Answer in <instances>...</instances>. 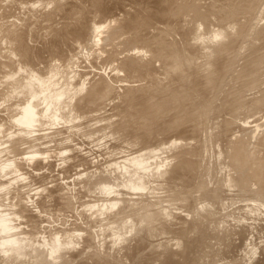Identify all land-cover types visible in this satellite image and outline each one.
I'll return each mask as SVG.
<instances>
[{
    "label": "rangeland",
    "instance_id": "1",
    "mask_svg": "<svg viewBox=\"0 0 264 264\" xmlns=\"http://www.w3.org/2000/svg\"><path fill=\"white\" fill-rule=\"evenodd\" d=\"M1 1L3 0H0V2ZM4 1L7 2L8 0H4ZM15 1L19 2L20 0H15ZM21 1H22L21 3H24L27 0H21ZM36 1L32 0V2H35V4H37ZM42 1L44 2V4L42 3L43 5L47 4L45 8L43 5H41V7L43 6V9L39 7L40 11L43 10L42 12L38 11L39 9L31 10L32 8H34L33 7L34 5L31 2V0H28V2L23 4L26 5L29 2H31L30 6L31 4L33 5L31 7H29V5H26L27 8H25L26 6L24 7L26 10L23 7L19 8L20 7L19 5L21 4L17 2H16L17 4H12V6L11 4L9 5V2L11 3L14 2L13 0H9L8 3L6 2L0 3V7L2 3L3 4L5 3L7 7L5 5L4 6L2 5L3 7H6L7 9H11L8 8V6L9 7L11 6L13 7L12 9H14V11L11 9L12 11L7 10V12H4L7 14V17L6 14L2 16L3 11L0 10V12H2L0 16L2 17L1 18L2 21L4 20L3 18L5 17L6 20L7 18L10 17L12 18L14 14V17L16 19L15 18L12 19H15L16 21L18 20L17 21L18 23L20 22V20L16 16L18 13L21 14V16L18 14L19 17H22L23 14L22 21L25 22L26 20H28L30 21V23L32 21L31 25H29L31 30L27 25V23L29 22H26L27 26L25 25L24 22L23 24L22 22H20L22 25L18 23L21 26L24 25L23 27L26 26L25 27L26 29L28 27L27 30L30 32H28L25 29V31H27L28 34L24 33L25 31L23 27H21L22 29L18 27L19 25L16 24L15 20H13L15 22H11L12 19L10 18L11 21L10 20L7 21L8 23L9 21L10 23H12V25L9 26L10 28H8V30L12 28L14 29V27L17 25L19 29L18 30L14 29V30H17L16 32L18 33L22 32L21 36H19L20 34L18 35V33L17 35L13 34L15 31H13V33L11 30L8 32L6 30L8 27V26L6 27V25H9L8 23H5L6 25H4V23L3 25L1 24L4 28L0 25L1 26L0 30L3 28V30L1 31H4L3 35L8 33L10 35L12 34L11 35L12 37L9 38L6 37L7 35L6 36L1 35L3 36V38L0 36V38H2V42L0 43H3V41L6 42L7 40V44L9 48L8 50H12L9 51L10 54H12L11 56L16 55L17 53L19 54L16 55L17 57L14 58L11 57V59H8L10 58V56L8 57V53H7V57H8L7 58L8 62H7L5 59V54L7 49V47L5 46L6 44L5 42H4L5 44H3L4 49L0 50L1 52L5 50V53L3 51L4 53L3 59L0 58V62H1L0 66H2V63H5L4 65L7 66L6 62L9 64L11 62L12 65V66L9 65L10 67L9 66L7 67L2 66V68L0 67V82H1L0 91L1 89L2 90L4 89L3 87H5L4 89L5 92L3 91L4 92V93L2 92L3 95H0L1 96L0 97V215H5L7 218L10 219L9 230H11L12 232L10 236H4L7 238L0 239V264H43L44 263L43 259L41 257H38V255L37 257L30 255L29 256L30 258H27L28 256L25 258L28 252L31 251L30 248L27 249L28 252L26 255L25 254L16 255L11 252V250L9 249V245L13 243L18 244L19 242H22L21 240H24L25 243L31 241L29 246H37L40 249H42L46 247L48 243H51L53 239L56 238L66 243V245L64 244L65 248L63 247L59 251L61 252L59 256L61 255L60 257L61 258L63 257V259L65 257V260L67 262L64 260L62 263L63 259L60 258L61 262L60 260L57 261L60 262V264L61 263L68 264V262H70L69 264H134V262L136 264L138 263V260H139L138 264H184L187 262L189 264L190 260H191L190 264H194L195 262H198V264H264V195H263L264 179H262L264 178L263 176L264 175V148H263L264 125H262L264 124V0H177V1L175 0L176 2L175 1L172 2L173 0L172 1L145 0L146 2L144 0H140V1L90 0V3L89 1L85 2L86 0L85 1L82 0V2L84 1L83 2L84 9L82 4L79 5V3L81 2L80 0L79 3H77L78 0L77 2L76 0L74 1L50 0L51 1L50 3L49 1L48 3H45L47 0L45 1L42 0ZM42 1L40 0L37 2H42ZM161 1L164 2L165 4L162 3ZM170 1L173 4L171 3V5L170 4L167 5L166 3L167 2L169 3ZM98 2L99 4H96L97 5L96 6L94 3H98ZM91 3L92 5L96 6L95 7L96 10L94 9V6L92 7L93 12H90L91 8L88 7V9L90 10L87 9V6H90ZM38 4L36 8L40 6ZM71 4L74 6L77 5L78 9L81 7L80 10L76 9L77 7L74 6H73L74 8L71 7L72 11L76 9L75 11H73L74 13L72 12L73 15L70 14L71 12L69 13L68 11V9L71 11L70 9V6H72ZM14 5L17 6L16 7L17 9L18 8L22 9L21 13L17 9H16L17 13L15 12L16 10L14 8L15 7ZM195 5L197 6V8ZM193 6L195 7V9H193ZM3 7H1L0 9H2ZM28 7L30 8L31 12L33 11V13L35 14H32L31 12L28 13L29 12ZM124 7H128V8H124ZM169 7H171L172 10H175L174 8L177 7L179 11L176 9V12L173 11L172 13V11H169ZM85 8L91 14L88 11H87L88 13L85 11H81V9L85 10ZM156 8L158 9L156 10ZM4 9L5 8H3V10ZM57 9L59 12H61L62 10V13L60 15L59 12L56 11ZM65 9H67V11H65ZM195 10L197 12H194ZM4 11H6V9ZM23 11L25 13H23ZM54 11L57 12L55 13V15L59 17L53 14ZM63 11H65L66 15L63 13ZM76 11L79 13L81 11V14L84 16L89 17V14L90 17L94 16L95 18L92 17L91 19H95V20H91V22L96 20L100 21V23L96 22L99 24H96L94 22L96 25H101V23H105L103 21H106L108 18L109 20L111 18L114 19V21H117V23L116 22L114 23V21L110 20L111 21L110 24L109 23L110 21H108V23L100 27V29L102 28V30H104V27L107 26V24H108L107 27H109V28L106 27L105 32L101 30L102 32H100V36H99L100 40H95V38H93L95 35L94 34L95 31H93V34H91L92 36V40H91V36L89 39L90 34L89 33L87 34L85 32L86 31L85 29L89 27L88 25L91 23L87 22L86 24L88 18L84 21L85 17L84 16H83L84 18L78 17V15L81 14L77 13L78 14L77 15ZM168 11L171 13H169ZM11 12H15V13H12L11 14L12 16L11 15L9 16ZM43 12L44 13L46 12V14H44ZM94 12L95 15L92 14ZM47 13L50 14L51 16L53 14L54 17L57 19L52 20L54 19V17L50 18L51 21L45 19L47 17L44 18L42 15L47 16ZM75 14L77 15V17ZM50 15H48V17ZM63 15H65L66 17ZM113 15L115 16L114 18ZM139 15L141 17H138ZM25 17L27 19L24 20ZM144 17L145 20L147 19L146 22L144 21ZM190 17H192V19ZM196 17L200 19L198 22L203 20V18L204 21H201L199 25H194L197 23L196 20H198L196 19ZM79 18L82 19L81 20L82 22L78 20ZM139 18H143V20ZM43 19L47 20V23L46 21L44 22ZM136 20L139 21L140 23L137 22ZM191 20H193V23L192 22L189 23V21ZM70 21L71 23H68ZM77 22L79 24H77ZM42 23L48 26L46 25L44 26V24L42 25ZM80 23L81 25L82 24L85 25V26L83 25L84 28L86 27L84 29L85 33L83 34H86V36L88 35V38L83 35V37H85V39L83 40H82V35H79L82 34L83 30L80 29L79 26L78 28L80 30H78L77 33H79V31L82 30L81 33L77 35V33L75 32L77 25H80ZM94 23L92 22V24ZM143 23H145V25ZM116 24H118L117 28L115 26ZM200 24L201 27L203 26V24H206V26H203V28L206 30L208 27V30L209 31L212 30V32L210 31V34L208 33L209 31L207 32V30L204 32L203 28L201 31L199 29ZM41 25L43 28L41 27ZM149 25L152 26L147 27ZM92 26L90 25V28H87L89 32ZM195 26H198L196 28H198V31L199 30L201 31L200 33L203 35V37L207 35L205 37L208 39L209 37H211V36L208 37V35L213 34L212 37L214 39H212L211 37L210 38L211 42L210 41L207 42L209 39L207 41H204L202 35L199 36L198 32L196 31L198 35L197 37L202 38L203 42H200L201 40L200 38L198 39L196 38L197 40H192V38L194 39L196 37V35L193 36L194 34H196V32L194 31L196 30ZM125 27L130 29V32H135V34L133 33V35L129 36L130 32H128V30H126ZM38 28L40 29V31L38 30ZM94 28L95 25L93 29H91V31L94 30ZM164 30L166 31L164 32ZM219 30H221L223 34V37L221 38L220 35L222 34L216 35L217 32L220 33ZM224 30L225 33H223ZM1 31L0 34H2ZM117 31L118 34L115 33ZM124 31L125 32L127 31L128 35ZM111 32L114 34V36L112 35ZM148 32L151 35L148 34ZM206 32L208 34H206ZM160 33L163 35L159 36ZM9 34L8 36H10ZM38 34L39 36L36 37ZM119 34L120 35L124 34V35L120 36ZM24 35H28L31 41L29 39L25 40V38L27 39L26 36L25 38L22 39ZM31 35L33 36V38H35V40L36 38L38 39L36 40L38 41V44H36L35 40L31 39L32 38ZM102 35L103 37H106L108 35L117 37L116 35H118L119 38L121 37V39L119 40V38H117L118 40L117 42L116 39L108 36V38L109 37L111 38L110 42L116 40L115 42H111L110 44L109 41L107 42V38L104 39ZM124 36L125 39L128 38L129 40H131L130 38H132L131 41H134V43H136L137 45L139 44L137 49L136 47L134 48V46L137 45L136 44L133 45L132 42L131 43L132 47L130 48L129 46L131 45H129V43L125 44V40H124V47L128 46V48L127 47L125 48L128 49V52L132 50V54L131 51L129 52V54H127L128 52L125 53L126 49H122L124 47L122 43L123 41L121 40L122 37L124 39ZM77 38H80L81 40ZM165 38H168L169 41ZM138 39L143 40L141 41V45ZM39 40H43V41L42 42L40 41L39 44ZM79 40L82 41L81 43H83L84 40L87 41V42L84 41L85 43H83V46H86V48L85 47L81 48L82 45ZM93 40L96 42L105 40L104 42L106 43L104 44H102L103 43L102 41L100 42L101 46L100 43L98 42L97 43L100 47H104L106 45L104 47L107 50L106 53H104L105 50L104 52H102L103 49L99 48L97 45H93L98 47V48L94 47L93 49V46L89 45L95 43ZM129 40H126V42L127 41L131 42ZM158 40H160V42ZM52 41L53 43H50ZM213 41L215 44L213 43ZM216 41L218 42V44H216L217 43ZM76 42L78 44L80 43L79 46L76 47L78 48L80 47L79 49H82L81 51H83L84 54L91 50L96 52L97 49L98 50L102 49L101 53H99L100 51H97L96 54L94 52V54L97 56L96 57L97 60L95 59L93 52H91L92 55L89 53H87L89 55L85 54L86 57L84 54H80V50H78L79 51L78 52L74 46V45H78L76 44ZM154 42L158 43V45L155 44ZM170 42L173 44V46ZM204 42H206L207 45L210 47L213 46L214 44L215 46L213 49H215V47L218 45L217 47H219V49L218 50L216 49L217 50L216 54L212 48L211 50L209 49L210 47L204 45ZM28 43L30 44V47H34V48L33 49H31L30 47L28 48L27 47L29 46ZM108 43L109 46L107 45ZM113 43H115V45L116 46L118 45L119 47L117 46V48H115L116 46H113L114 45ZM121 43L122 45H120ZM142 43H144V45L146 43V46H144ZM147 43H150V45H148ZM210 43H212V45H210ZM17 44L19 45L18 47H16ZM24 44H26L27 46ZM31 44H33L34 46H32ZM51 44H53L54 47H57L56 48L57 50L54 49L53 46L52 49ZM55 44L57 45L55 46ZM13 45L16 48H18V51L21 50V48L25 50V47L28 48L29 50L26 49L25 51H23L22 49L23 54L21 53V51H19L20 53L17 51L15 52L13 51L15 49V47L13 48ZM23 45L25 47H23ZM47 45H50L51 49L50 48L47 49V47H49ZM59 45L61 46V49L58 48ZM87 45L88 47L90 46L89 48L92 47L91 50L89 49L88 51ZM162 45L163 47L159 48V46L161 47ZM1 46L0 48H2ZM107 46L109 49L107 48ZM147 46L148 47L151 46V49L148 50ZM41 47H44V49H41ZM70 47L71 48L73 47L72 49L79 53V55H76V57L74 56L75 59L72 60V58L74 57L73 56L71 57V61H73L72 63L73 66L71 65L70 66L74 70L70 67L69 68L72 69L73 74L76 73L78 70L80 72V74L79 72L78 74L77 73L75 74V76L79 75L78 79L77 78L73 79L75 76L72 77V79L77 82V85L82 82L83 87L85 86L87 87L88 83L90 84L91 81H93L92 83L94 85L88 86L89 88L87 87V90L86 88L85 90H83L84 89L83 88L82 90L84 91V93L82 92V90H81L82 92L81 95L80 93L78 94L77 92L76 95L77 94L78 95L76 99L77 98L78 99L74 101L75 96H73L72 99L74 100L71 99L72 101H70L72 103L75 102L74 106L76 102H78L77 103L78 106L76 105L75 108L78 109V107L80 106L79 108L81 110L80 109L75 110V113L76 111L78 112L76 113L77 116L76 118H78V120L76 118L75 119L73 118L75 117V115H73L74 107L73 105H70L73 110L72 111L70 109L72 111L71 117L73 120L72 122L70 120L67 121L66 119L68 118L69 115L68 112L65 111L67 109L66 108L67 106H65V108L63 106L62 108L65 110L63 111L61 110L59 114H61V112L64 113V111L67 112L68 115L65 116L66 113L63 114L65 116L66 121L63 120L64 119L63 116L60 117V119L58 116L59 121L57 120L54 121L55 124L53 126L52 120H50L53 117L51 118L50 116L49 118L48 115L50 114L49 112L55 115V113H53V108L52 106L50 107V104L48 105L49 108L44 104L45 99L44 97L42 98L40 94L42 95L43 93L46 94V91L48 93L51 92L46 90L45 85L49 84L50 81H54L51 77L52 76L51 73H53L52 71L57 70L58 67L59 69H63L62 66H65L66 62L69 63L70 59L68 58L63 59L64 56L66 57L64 53H69L67 54L68 57H70L71 55L78 54V53H72V49ZM140 48H143L144 53L146 54H149L150 51H152L149 54L150 57L148 58L145 57L146 54L141 56L144 53H142L143 50L141 51ZM145 48L149 53L145 51ZM85 49L87 50V52H85L86 51ZM136 49L137 52H140L142 54L141 55H139L140 53L135 54ZM167 49L168 52H166ZM170 49H173L174 51L172 50L173 52H171ZM30 50H34L33 53H31L32 56H29ZM41 50L44 51L48 50L47 51L48 54H50L53 50V53L55 55L54 54L52 55L51 53L50 55L52 57L49 56V61L53 59V56L54 59L56 58V61L52 60L50 65L53 64L52 62L54 63L58 62L59 63L58 65L60 66H57V64L55 63L56 64L55 67L57 69L54 68L53 70V66L50 65H49L50 67L48 66L49 61H47L48 63H44L45 59L48 60L47 57L48 54L46 55V52L43 51L45 53L44 54ZM54 50L57 52H55ZM68 50L70 52H67ZM108 50L110 51V53L108 52ZM115 50L120 51L119 53L121 54L115 52ZM123 50L125 51L123 52ZM181 50L182 53L180 52ZM210 50L214 51L213 53L215 54V56L210 55L211 54ZM13 52H15L16 54ZM24 52H27L26 54L28 57L25 55L26 59L27 58L29 59L31 57V59L34 60L35 58H38V60L37 59L35 60L38 61L39 66H37L38 64L36 62H35L36 64L34 63L35 65L33 64V62L31 63L32 61L31 59H29L30 63L29 62L26 63V61L29 60L20 61V59L18 58L20 57V54L24 56ZM37 52L38 53L41 52L44 54V55L39 54L43 56V60H44L43 61L41 59L40 63L42 65L47 64V71L51 72L50 73L51 76L48 75L47 77L48 78L51 77V78H49L50 81L46 80V84L40 86L39 89L40 93H38V96L32 97L30 94L31 91L29 89L30 80L26 76L23 77V75H25L24 73H26L24 71H27V75L29 76H32L34 73H38V72H41V75L48 74L45 71L46 65L40 66L41 64L39 63V60L41 56L39 58ZM60 52H62L61 54H63L64 56L57 54ZM178 52H180L181 54L180 53L177 54ZM107 53L110 54V56L109 55L107 56ZM113 53L115 55L117 54L116 58ZM124 53L125 55H123ZM152 53L154 57H152ZM34 54L37 55L35 56V58L33 56ZM174 54H176V56ZM56 55H59L58 58L60 57L65 61L62 60V62H59L61 60L58 59ZM82 55L84 56V58ZM181 55H184V57H182ZM1 56L2 53H0V57ZM101 56H104V59ZM118 56L119 57L125 56L126 58L124 57V59L126 60L121 58L120 59L124 60V62L126 61L127 64L122 63L124 65L121 66V64L119 63L121 60L118 62L119 60ZM87 57L91 59L88 61ZM106 57H111V58L106 60ZM176 57H182V58L181 60L180 58H177L178 60L177 61ZM23 58L21 60H24ZM77 58L78 60H76ZM82 58L83 60H81ZM137 58L140 59L138 60ZM14 59L15 61H12ZM92 59L96 61L93 62ZM102 59L104 60V62L101 61ZM9 60L11 61L9 62ZM98 60L101 61L102 64L98 62ZM110 60L111 63L114 64L116 63L115 65L111 64L112 66L114 65L115 67L117 66L119 67L116 68L117 71L115 70L116 72H118V74L115 73L114 71L112 72L111 69H115V68L114 66L113 68L110 66V62H109ZM16 61L19 63V67L17 68L18 70H15L16 67L18 66L17 63H16L17 66L14 65ZM105 61L109 63L107 64V62ZM132 61H135L136 64L134 62L135 66L133 67L130 66V69L132 68L131 72L129 68L127 69L128 71L126 69L124 71V68H126L125 65H128V62L130 64V62ZM137 61L139 62V66H137L138 65ZM21 62L22 63L25 62L28 65L32 64L31 66L26 65L30 67V69H32V72L30 73V74L33 73L32 75L29 74L31 70L29 72L27 69L24 70L25 69L24 67H26L25 63H23L24 64L23 65ZM92 62L94 64L98 62L97 64H100L99 67L101 69L102 68L104 69L105 65L107 64L108 65V67L106 66L107 69L109 68V66L111 67L110 69H108L111 70V72L109 71L110 74L108 75L109 72L106 68L104 69L106 70L105 73H103L104 71L101 72L99 70H96V68L99 69L97 67L98 65L97 64L94 65ZM20 63L22 64V66H20L21 65ZM60 63L62 64V66ZM79 63L81 65L82 64L84 65L80 66ZM86 63H88V68L86 67L87 65ZM90 63L93 64L95 68ZM143 64L144 66H147V64H149L147 67L150 66L151 68H147V67L144 68ZM33 65L35 66V68H33L34 67ZM75 65L76 67H74ZM78 66L81 67V69H78ZM8 67L10 69L13 68L12 69L13 71L12 70L8 71L10 70L8 69ZM36 67L39 68L43 67L44 70L42 69L43 71H41V69L39 68L36 69ZM82 67L84 69H82ZM48 68L52 70H49ZM85 68H87V70H85ZM138 68H140L139 71ZM64 69H67V67H65ZM75 69L76 72H74ZM89 69H91L90 72L92 73L94 72V70L95 73L98 71L96 74H98L99 72L101 73H99V75H95L93 73L94 74L93 75L88 71ZM133 69L135 71H133ZM146 69H148V72ZM21 70L23 72H21ZM34 70L37 72H33ZM15 71L17 74L19 72L23 74L22 75L21 73H19L20 74V75L18 74L19 79L16 78L17 80H14L15 79L14 76L11 77L12 74L13 75L15 74ZM58 71L60 70H57V74H59L57 76L58 78L55 75L54 77L57 78V79L55 78L57 82L61 81L62 83L63 81V89H61L62 87L61 88L59 87L62 85L61 83H60L61 85H59V83L58 84L56 83L57 85H59L57 88H60V90L64 91V87H66L65 88L66 91L68 87L73 85L75 86L76 82L75 81L72 82L70 80L71 75L73 74H71L70 72L71 75H69L68 69L65 70L67 72H64L65 76L62 73L63 71L62 72L60 71L62 74L60 72L58 73ZM83 71L84 73L85 71H87L88 74L85 73V75H87L88 78L84 75ZM11 72L12 74H10ZM81 72L83 73L84 76L81 74ZM66 73L70 76V78L68 77L67 80L71 82L70 85H68V87L65 85V83L67 84L68 82V81L65 82L67 78ZM113 73L117 74L118 76L116 77L115 75H113ZM119 73L121 74L123 73L124 76L125 74H127L128 78L127 77L123 78V80L126 79L125 81H123L121 77L124 76L123 75L119 76L120 75ZM89 74L95 77L93 78ZM80 76L84 77L83 79L85 80V83L82 80V78L80 79ZM59 77L62 78L59 80ZM103 77L106 78L107 81L102 79ZM118 77H120L119 80H122L120 81V83L117 79ZM85 78H87L88 80L86 81ZM92 78L95 80H93ZM96 78L98 82H99L98 79H100V81L102 80L105 82L108 81L110 82L109 85V82L106 84L105 82L101 81L102 82L101 84L103 85L102 88L104 87L103 89L101 88L100 83L99 85H97L100 87L98 88L96 87V89L100 90V92L103 90L101 93L96 92V90L95 91L93 90V86L95 87L96 84H98L97 82H94L96 81ZM74 82L75 84H72ZM54 83L55 82L51 84L52 88L56 86L53 85ZM104 83L109 88H107ZM115 83H117V85ZM36 88L37 87H35V89ZM47 88L52 89L50 86H48ZM106 89L107 90L110 89V90L107 91ZM122 93H124L125 95ZM47 94L45 96H47ZM38 98L40 100H38ZM141 98H143L144 100ZM36 99L37 102L39 101V103L41 102V100L43 101L41 102V104H43V107L41 104L38 106L39 103L36 102ZM30 100L31 101L34 100L35 103L34 102L33 103L37 105L35 106V108L39 107L40 113L46 110L44 109V107L45 108L47 107L48 117L44 116V114L43 116L40 115V118L42 119L41 124L40 121L39 123L36 122V124L38 123V126L33 125L31 127V130L28 132L26 131L27 134H24L25 131L22 132L23 129L19 130L21 126L19 123H17L16 117H18V115L22 112V107L27 102H31ZM59 103L61 105L60 101ZM54 104L52 103L53 106ZM57 105L59 104L57 103L55 106ZM55 106H54V110L56 111L58 106L56 107V109ZM3 116L5 117V119ZM44 117H47L48 119ZM45 119L48 121L50 120L49 121L50 123H44L43 121H46ZM60 120H63V122L65 121V123L66 122H70V123L69 124L66 123L67 125H65ZM255 121L256 122L259 121V122L256 124ZM41 125L42 126L45 125L44 127L46 128L44 129L46 132L41 131V130L44 131ZM104 125L108 127V131H106L107 128ZM39 126L42 128H39ZM77 127H78V131H77ZM102 128L103 131H101V133H103L104 130L106 129L105 133L107 134L105 133L103 135L100 134L99 131L102 130ZM40 131L41 134L47 135V138L46 136L44 138L42 136V138L45 141L42 140V138L40 137L41 134H37ZM86 131L89 133H86ZM181 131L182 133H180ZM82 132L84 133L82 134ZM20 133L24 134L25 137ZM48 134H52V135L48 136ZM37 135H38V140H40L41 138L40 141H42L43 143L40 141H39L40 143L34 141L33 143L31 142L32 140H35L37 138ZM20 136H23L24 140L26 139V136L29 137L32 136L31 137L32 139L31 141H29L30 143L27 144L28 142H23L24 140ZM33 136L36 138L33 139L34 138ZM29 137H27L26 141L30 140L28 139ZM101 137L105 139L102 140ZM16 138H18V140H16ZM155 138H157V141L154 140ZM161 138H164L165 139L164 141L167 140L165 142L166 144H163L164 141L161 140ZM158 139H160L159 141L163 143L161 144L158 141ZM153 140L154 142L156 141L155 143H158L160 146L156 144L154 148L153 145H155V143H152ZM235 140H237L239 143L236 142ZM13 141H15V143ZM16 141L18 142L16 143ZM148 144H150L149 147H152L150 148V151H149V147L147 146ZM163 145L165 146L167 145V147L165 146L163 147ZM248 145H250L251 148ZM138 146L139 148L137 150L140 151L135 150V152H133L132 150L131 152L133 153L129 152V150H131L133 147H135L134 149H136ZM161 146L164 149H162ZM206 146L207 149L204 150ZM233 146L234 147L236 146L235 147L236 149ZM140 147H144V148L140 149ZM159 147L162 149V152L164 151L162 155L160 152H159L160 154L158 155L157 150L161 151ZM230 147H233L234 149L232 148L230 149ZM114 150H117V152H114ZM202 150L204 151L202 152ZM233 150L236 152H233ZM144 151L145 153H143ZM136 152L137 155L135 154ZM202 153H204V155L206 153L207 154L206 156H204ZM229 153L231 155H229ZM234 153H236V156L234 155ZM139 155H144L146 157L147 163L151 162V164L149 165L146 163V165H148L147 168L148 169L150 168V172H149L150 175L153 176L151 177L148 171H146L147 175L150 176L149 182L153 181L151 182V184L152 183L156 184V182H154L156 181L155 179H157V181H159V179H162L159 181V184H161V186L158 184V182L156 186L151 185L146 179V177L148 178L147 175H145L146 177L143 178H145L144 179L145 184L146 182H148V186L150 188L148 186L147 187L145 186V188L142 189L141 188L135 189L129 187L128 185H126V183H124L127 179L126 176H124V170H123L124 163H126L127 158L129 160V158H133V156L135 157ZM149 155H151V157L147 158L149 157ZM202 155L204 156L203 157L204 159L206 158L205 160L203 158L201 159ZM227 155H229V158ZM255 155L257 157L260 155L259 156L260 158L258 157L259 158L258 159L257 157H255ZM125 156L127 157L126 159ZM156 156H158L157 157L158 160L159 157L162 156L164 162L162 161V159L160 160V162L159 161L157 162V158H155ZM246 157L247 158L251 157V159H247ZM254 157L257 159H255ZM151 159H153L155 162L152 163ZM243 159L244 160L246 159V161L249 162L246 163ZM200 160L204 162L201 163ZM161 162L164 165L166 163L165 165V167H167L166 169L163 168L164 166L161 165L162 164ZM186 162H188V167ZM7 163H9L10 165L6 166L5 168H2ZM154 163H156L157 165L156 164L153 165ZM182 163H185V165ZM106 165H108V167H105ZM151 165H153L154 167ZM100 166L104 170L100 168L101 169L100 171L99 169ZM159 166H162V172L161 170H159L161 168ZM176 166L178 167V169ZM189 166L192 167L190 168ZM238 166L241 168H238ZM8 167H13V168H11L12 170H10V168L7 169ZM14 168L16 171L13 170ZM154 168H156V171ZM157 168L160 173H164V174H160L159 172H157L158 171ZM169 168L173 170L171 171ZM97 169L99 173L97 172ZM203 169L206 170L204 176L202 175L203 173L201 174L199 173L200 170H201L200 172H203L204 171ZM143 170H147V169L145 168ZM152 170L154 171V173L157 172L156 174L159 173L161 176L155 175L154 173H152L153 172ZM95 171H96V175L93 174V172L95 173ZM197 172L199 173L198 175H200L198 176L200 177V179L204 177L202 180H198V177L196 175ZM254 172L256 174H254ZM98 174H100V176ZM258 174L260 175L256 177ZM142 175L144 174L142 173ZM260 176L263 177L260 178ZM108 177L110 180L108 179ZM196 178L198 181H196ZM95 180L100 181L99 184H96ZM106 180H108L109 182L108 181L106 182ZM233 181H236V183L235 182L233 183ZM90 182L95 184L91 186H86L88 184L90 185L91 184ZM261 182L263 184H261ZM105 184H109V185L103 188V185ZM259 186H263V187H259ZM159 187L160 188L165 187V190H162L160 192L158 190ZM151 188H154L156 191L158 190L159 192L157 191L156 193L155 190H154L155 192H153V189L151 190ZM85 189L87 190L89 189V190L86 191ZM243 189H245L246 191H244ZM121 197L124 198H122L121 200ZM116 198H117L116 204H108L109 201L114 200ZM120 200L123 202H121ZM135 200H138L137 206L140 208V211L143 210L145 211V209L152 211V212L148 211L149 213H147L146 210L145 212L147 216L148 215L150 216V213H153V211L156 212L162 209L164 212H166L167 214L166 216H168V213L169 216L166 217L164 216L165 214L163 215L162 212L158 211L160 212L159 215H161L162 213V216L164 217L162 216L160 217L158 215L157 220L151 219V220H155L154 222L149 220L148 218L147 220L148 223H147L145 220L146 218H144L146 217V214L144 215L143 218H140L141 216H139L140 213L143 214L144 211L140 212L137 206L136 208L134 207V205L137 204ZM218 200H221V202L217 206L216 203H218ZM133 201L136 202V204ZM128 202H131L132 204H129ZM122 203H124L125 205H123ZM120 204H122V206H120L122 207V209L118 208ZM216 206L218 207V209H215ZM125 208H126L125 212H127L126 213L127 216L125 215V212H123ZM127 208L129 210L134 209L132 213L134 211L136 212L138 211L140 213L137 212L139 214L138 216L136 215V213L131 214L129 213L130 211ZM204 208L209 209V211L204 210ZM117 209L118 210L121 209L120 211H122L121 213H123V216L125 215V217H123L122 214L118 213L119 211H117ZM166 209L169 212L165 211ZM214 210L215 213L213 212ZM219 210H220L219 212L220 215L218 214L219 215L218 216L217 211ZM115 211H117V213ZM202 212H205L206 214H208L209 212L212 213H209L210 214L209 217V215H202L205 214ZM157 213H155L156 215L153 214L155 218H157ZM114 214L115 216H113ZM134 214L140 220L135 216H133ZM211 214L213 217L211 216ZM214 215L215 216L217 215L218 217H214ZM117 216L119 218L116 219ZM120 216L123 217L122 221L121 220L118 221L119 219H121ZM28 217L30 218L28 219ZM131 217L133 218L135 217L136 219L132 220L133 218ZM132 221H134L136 225ZM125 223L127 226L125 225ZM137 223H139V225H137ZM140 223L142 224L147 223V225L150 224L151 226L150 225L148 226L149 227L154 226L155 229L154 227L150 229L145 225L140 226ZM212 223L215 226H212ZM134 226H136L135 229H137L138 226L142 228V229L138 228L136 230L137 231L136 234L140 233L138 230H140L141 232L144 231L146 233L147 232L146 228L148 232H150V235L149 233H146L147 236L148 235L152 236V233L155 234H153V238H151L144 236L145 233L143 232L142 234H138L137 235L138 237H135L136 234L135 232L132 231L133 230L132 228ZM120 227L121 229H119ZM162 227H164L162 230L165 231V233L159 230V228ZM124 228L125 229L127 228L126 230L127 232H124L126 237L129 235V233L130 234L132 232L134 233V234L132 233L133 235L131 234L132 238L134 237L133 241L131 236L130 237L128 236L129 238L121 236L122 230L123 231L125 230ZM153 230L154 231L156 230V232L151 233V231ZM158 230L161 234L159 232H158L159 234L157 233ZM2 232H4L3 227L0 226V234ZM124 234L123 236H125ZM139 235L142 237H140ZM120 236L122 238H119ZM213 237L217 239L216 241L214 239V242L215 243L217 242V244L212 242ZM137 238L140 239L142 238L141 240L142 242H140V240ZM146 238L147 240L149 239L150 241H152V243L151 242L149 243L148 242L149 240L147 241ZM125 239L127 241L129 240V245L128 243L126 244L128 245V247L124 245ZM130 239H131V243H130ZM145 241L147 243H145ZM139 242L141 243V245H143V243L149 245L140 246ZM195 243L196 245L199 244V246L200 244L201 245L203 244L202 247L203 246L204 247L203 248H200L199 246L198 248L194 247ZM212 243L214 244L212 245ZM154 244L156 245L158 244V245L156 246ZM74 245L75 247L73 248ZM99 245H103V246H99ZM71 246L73 249L71 248ZM210 246L211 247L214 246L215 248L213 247L214 249L212 248L210 250L211 248ZM99 247H101L100 249H102V251L100 250V252H98ZM103 247L105 251H103ZM193 247L197 249L196 251H198L195 252L196 256L197 255L199 256L197 257L194 256L195 250L194 251L192 250L193 252L191 251V248L193 249ZM68 249L69 250L72 249L73 252L72 251L69 252ZM62 250L65 251L67 250L66 251L67 253L64 251L62 252ZM188 251L190 252L188 253ZM30 253H32V251ZM68 253L69 254L74 253L75 255L72 254L73 255L72 257L71 255H68ZM36 254L38 253L36 252ZM66 254L69 257L64 256ZM187 255L188 256L192 255L193 257L191 256L192 258L186 260V258H188ZM66 258L68 259L71 258V259H69L68 261ZM195 258L197 260H195ZM209 258L211 259L210 260L211 262L208 260L207 263L205 260ZM28 260L30 261V263ZM184 260H186L187 262L186 261L184 262ZM212 260L214 261L212 262ZM44 264H48V262Z\"/></svg>",
    "mask_w": 264,
    "mask_h": 264
},
{
    "label": "bare ground",
    "instance_id": "2",
    "mask_svg": "<svg viewBox=\"0 0 264 264\" xmlns=\"http://www.w3.org/2000/svg\"><path fill=\"white\" fill-rule=\"evenodd\" d=\"M8 1H9V0H8ZM8 1L6 2V1L3 0V1H1V2H6V3H8ZM13 1H14L15 3H14V2H12V3L9 2V5L11 4V6H12V4H17V3H19V4H21V5L18 4V5L20 6V7L18 6L19 8H22V7L24 8L26 5H29V7H31V6L34 5V6H33L34 8H32L31 10H33V9L38 10V9H39L38 11H40V8H39V7H41V5L44 4V2H43L42 0H41L42 2H37V1H40V0H37V1L35 0L36 3H37V4L39 3L38 5H40V6H38V7L36 8L37 4H35V2H32V0H31V2L33 3V5L31 4V6H30V3H31V2H29V3L26 4V5H23V4H25L26 2H28V0H27L26 2L23 1L24 3H21V2H22L21 0H20L19 2H18V1H15V0H13ZM33 1H34V0H33ZM44 1H45V0H44ZM48 1H49V3L51 2L50 0H47L45 3H48ZM52 1H53V0H52ZM68 1H69V0H68ZM72 1H74V0H72ZM80 1H81V2L79 3V0H78V2H77V0H76V2L79 3V5H80V4L83 5V2H84L85 0H84L83 2H82V0H80ZM87 1H89V3H90V0H86L85 2H87ZM97 1H98V0H97ZM102 1H103V0H102ZM134 1H135V0H134ZM134 1H133V2H134ZM138 1H140V0H138ZM144 1H145V0H144ZM148 1H149V0H148ZM171 1H172V0H171ZM171 1H170L169 3L167 2L166 4H167V5H168V4L171 5V3L174 2L175 0H173L172 2H171ZM176 1H177V0H176ZM176 1H175V2H176ZM1 2H0V3H1ZM16 2H17V3H16ZM94 2H95V1H94ZM100 2H101V1H100ZM145 2H146V1H145ZM161 2H162V1H161ZM42 3H43V4H42ZM92 3H93V1H92ZM92 3H91V5H92ZM110 3H111V2H110ZM139 3H141V2H139ZM159 3H160V2H159ZM162 3H164V2H162ZM73 4H74V3H73ZM94 4H95V5H96V4H99V2H98V3H94ZM122 4H123V3H122ZM124 4H125V2H124ZM142 4H143V3H142ZM145 4H146V3H145ZM151 4H152V3H151ZM155 4H156V3H155ZM157 4H158V3H157ZM164 4H165V3H164ZM172 4H173V3H172ZM194 4H195V3H194ZM2 5L4 6L5 3H4V4L2 3ZM2 5H1V7H3ZM46 5H47V4L43 5L44 8H45ZM71 5H72V4H71ZM91 5H90V6H91ZM102 5H103V4H102ZM136 5H137V3H136ZM138 5H139V4H138ZM153 5H154V4H153ZM167 5H166V7H167ZM5 6H6V5H5ZM11 6H10V7L8 6V8H11V9H12L13 7H11ZM14 6H15V5H14ZM43 6L41 7L42 9H43ZM58 6H59V5H58ZM67 6H68V5H67ZM67 6H66V7H67ZM73 6H74V5L70 6L71 11L68 9L69 13L71 12L70 14H72L73 11H75L76 9H78V6L76 5V6H74V7H77V8H76L75 10L72 11V8H74ZM90 6H87V9H88V7H89V8H91V11H90V12H93V11H92V10H93L92 7H93L94 5H92L91 7H90ZM96 6H97V5H96ZM96 6H94V9H95ZM104 6H105V5H104ZM107 6H108V5H107ZM142 6H143V5H142ZM146 6H148V5H146ZM160 6H161V5H160ZM176 6H177V5H176ZM195 6H196V5H195ZM1 7H0V8H1ZM6 7H7V6H6ZM6 7H3V8L6 9V11H4L5 9L3 10V8L0 9V10L3 11L2 16L6 14V13H4V12H7V10H10V11L13 10V11H14V9L11 10V9H7ZM16 7H17V6L14 7L15 10L17 9ZM29 7H28V8H29ZM71 7H72V8H71ZM79 7H80V6H79ZM166 7H165V8H166ZM178 7H179V6H178ZM19 8H18L17 10L20 11V13H21V10H22V9H19ZM25 8H27V6H26ZM25 8H24V9H25ZM67 8H68V7H67ZM80 8H81V7H80ZM80 8H79L78 10H80ZM100 8H101V7H100ZM102 8H103V7H102ZM106 8H107V7H106ZM124 8H128V7H124ZM165 8H164V10H165ZM170 8H171V7H169V11H172V13H173V11L176 12L177 7L174 8L175 10H172V8H171V9H170ZM196 8H197V6H196ZM83 9H84V5H83ZM87 9H86V8H85V10H82V9H81V11H85V12H87L88 10H90V9H88V10H87ZM111 9H113V8H111ZM117 9H118V8H117ZM130 9H131V8H130ZM138 9H139V8H138ZM150 9H151V6H150ZM157 9H158V8H156V10H157ZM193 9H195L194 6H193ZM17 10L15 11L16 13H17ZM25 10H26V9H25ZM25 10H24V11H25ZM31 10H30V8H29V12H28V13H30ZM95 10H96V9H95ZM103 10H104V9H103ZM108 10H109V8H108ZM152 10H154V9H152ZM162 10H163V9H162ZM177 10H178V9H177ZM196 10H197V9H196ZM196 10H195L194 12H197ZM24 11H23V13H25ZM34 11H35V10H34ZM38 11H37V12H38ZM42 11H43V10H42ZM42 11H40V12H42ZM56 11L59 12L58 9H57ZM65 11H67V9H65ZM65 11H63L64 14H65ZM81 11H80V13L76 11V14H77V13H78V14H81ZM115 11H116V10H115ZM125 11H126V9H125ZM160 11H161V10H160ZM169 11H168V12H169ZM178 11H179V10H178ZM190 11H191V10H190ZM190 11H189V12H190ZM15 12H11V13L9 14V16H10L12 13H15ZM57 12L54 11L53 14L55 15V13H57ZM85 12H84V13H85ZM88 12H89V11H88ZM88 12H87V13H88ZM90 12H89V13H90ZM98 12H99V11H98ZM192 12H193V11H192ZM1 13H2V12H0V16H1ZM8 13H9V12H8ZM26 13H27V11H26ZM31 13H32V14H35V13H33V11H32ZM43 13H44V12H43ZM51 13H52V12H51ZM61 13H62V10H61V12H59V15H60ZM67 13H68V12H67ZM73 13H74V12H73ZM84 13H83V14H84ZM87 13H86V14H87ZM148 13H149V12H148ZM153 13H154V12H153ZM163 13H164V12H163ZM169 13H171V12H169ZM18 14H19V13H18ZM18 14H17L16 16L18 17V19L20 20V22H22V24H23V22H24V21H22L23 14H22V17H19V15L21 16V14H19V15H18ZM44 14H46V12H45ZM53 14H52V16H51L50 14L47 13V16H45V15H42V16H43L44 18L47 17V18H45V19L50 20V18H53V17H54ZM76 14H75V15H76ZM78 14H77V15H78ZM90 14H91V13H90ZM90 14H89V17H90ZM92 14L95 15V12L92 13ZM106 14H107V13H106ZM109 14H110V13H109ZM124 14H125V13H124ZM128 14H129V13H128ZM132 14H134V13H132ZM142 14H144V13H142ZM165 14H166V13H165ZM48 15H50V16L48 17ZM65 15H66V14H65ZM65 15H63V16H65ZM68 15H69V14H68ZM72 15H73V14H72ZM77 15H76V17H77ZM115 15H116V14H115ZM117 15H118V14H117ZM135 15H136V14H135ZM137 15H138V14H137ZM140 15H141V14H140ZM140 15H139L138 17H141V16H142V15H141V16H140ZM11 16H12V15H11ZM55 16H57V15H55ZM63 16H62V17H63ZM83 16H84V15H82V14H81V15H78V17H80V18L83 17ZM126 16H127V15H126ZM6 17H7V14H6ZM6 17L3 18V19L5 20V22H4V20L2 21V19H1L2 17H0V19H1V20H0V21H1V22H0V25H1V24L3 25V23H4V25H6L5 23H8L7 21L10 20L11 17H10V18H7V20H6ZM57 17H59V16H57ZM65 17H66V16H65ZM68 17H70V16H68ZM68 17H67V18H68ZM76 17H73V18H76ZM84 17H85V18H84ZM84 17H83V18H84V21L88 18L87 21H86V24H87V22H90V23H91V24L88 25L89 27H87V28H90V25H91V26L93 25V26L91 27V29H93L94 25H95V28H94V30H92V31H91V29H90V32H89V30H88L86 27H85L86 29L84 28V26H85V25H84L85 22H84V24H82V25H81V23H80L81 27H80V25H77V28H78V26H79V28L82 29L83 31L81 30V31H82V34H79V33H81V31H79V33H77V31L80 30V29H79V28H78V29L76 28V30H75V27H74V30H75V32L77 33V35H78V34H79V35H82V40L85 39V37H83V35L86 36V34H83V33H85V32H86L87 34L89 33V34H90V35H89V39H90V36H91V34H93V31H95V32H94L95 35H94L93 38H95V40H100V37H99V36H100V32H102V31L105 32V31H106L105 29H106V27L108 26V24H107V26L104 27V30H102V28L100 29V27H101L102 25H105L106 23H108V21H110V20L114 21V19L111 18V19L109 20V18H108L106 21H103V22H105V23H101V25H96V24H99L100 21H99V20H98V21H97V20H96V21H92L93 23H94V22H95V23H96V22H99V23H96V24H95V23L92 24L91 20H95V19H91V18H92V17L95 18L94 16H92V17H90V18H89L88 16H84ZM114 17H115V16L113 15V18H114ZM116 17H117V16H116ZM127 17H128V16H127ZM132 17H133V16H132ZM138 17H137V18H138ZM142 17H143V16H142ZM147 17H148V16H147ZM192 17H194V16H192ZM192 17H190V18L192 19ZM12 18H15V17H14V14H13V17H12ZM12 18H11V19H12ZM48 18H49V19H48ZM80 18H79L78 20L81 21L82 19H80ZM119 18H120V17H119ZM135 18H136V16H135ZM162 18H163V17H162ZM15 19H16V18H15ZM15 19H12V21H11V20H10V21H11V22H15V21H16ZM25 19H27V18L25 17L24 20H25ZM55 19H57V18L54 17V19H52V20H55ZM89 19H90V20H89ZM139 19L143 20V18H139ZM139 19H137V20H139ZM181 19H182V18H181ZM194 19H195V18H194ZM196 19H198V17H196ZM13 20H15V21H13ZM47 20H44V19H43V21H44V22L46 21V23H47ZM88 20H89V21H88ZM137 20H136V21H137ZM146 20H147V19H146ZM146 20H145V17H144V21H145V22H146ZM199 20H200V19L196 20L197 23L194 24V25H199V23H200L201 21H204V18H203V20H201L200 22H198ZM10 21H9V23H8L9 25H6V27L8 26L7 29H6V27H5V29H6L8 32H9L10 30L12 31V33H13V31L16 32L19 28L22 29L21 27L24 26V25L21 26L22 24H21L20 22H18V23L21 24V25H19V24L17 23V21H18V20H17V21H16V24L19 25V26H18L19 28L17 27V25L15 26V24H14L15 27H14V26H13V27H14V29H17V30H14L13 28H12L13 30H12V29L8 30V28H10L9 26L12 25V23H10ZM50 21H51V20H50ZM71 21H72V20H71ZM71 21L68 22V23H71ZM179 21H180V20H179ZM26 22H29V23H30V21L26 20V21L24 22L25 25H26ZM81 22H82V21H81ZM115 22L117 23V21H114V23H115ZM137 22H139V21H137ZM142 22H143V21H142ZM177 22H178V21H177ZM177 22H176V23H177ZM187 22H188V21H187ZM190 22L193 23V20L189 21V23H190ZM194 22H195V21H194ZM29 23H27L28 26L31 25L32 21H31L30 24H29ZM109 23L111 24V21H110ZM112 23H113V22H112ZM118 23H119V22H118ZM139 23H140V22H139ZM148 23H149V22H148ZM172 23H173V22H172ZM202 23H203V22H202ZM202 23H201V24H202ZM43 24H44V23H42V25H43ZM77 24H79V23L77 22ZM137 24H138V23H137ZM143 24L145 25V23H143ZM155 24H156V23H155ZM169 24H170V23H169ZM174 24H175V23H174ZM201 24H200L199 29L202 31L203 26H206V24H203L202 27H201ZM2 25H1V26H2ZM27 25H26V26H27ZM42 25H41V27H42ZM45 25H46V24H44V26H45ZM83 25H84V26H83ZM117 25H118V24L115 25L116 28H117ZM135 25H136V24H135ZM194 25H193V26H194ZM1 26H0V28H1ZM26 26H25V27H26ZM46 26H48V25H46ZM72 26H73V25H72ZM115 26H114V27H115ZM150 26H152V25H149V26H147V27H150ZM154 26H155V25H154ZM158 26H159V25H158ZM208 26H209V25H208ZM2 27H3V26H2ZM16 27H17V28H16ZM25 27H23L24 31H25V29H26ZM82 27H83V28H82ZM126 27H127V26H126ZM126 27H125V29L128 30V32H130V29H128V28H126ZM169 27H170V26H169ZM196 27H198V26H195V29H196V30H194V28H193V30H194L195 32L197 31L199 36L202 35V34L200 33L201 31H200V30L198 31V28H196ZM3 28H4V27H3ZM3 28H2L1 30H3ZM42 28H43V27H42ZM44 28H45V27H44ZM107 28H109V27H107ZM123 28H124V27H123ZM173 28H174V26H173ZM209 28H210V27H209ZM27 29H28V27H27ZM27 29H26V30H27ZM29 29H30V26H29ZM69 29H70V28H69ZM84 29L86 30L85 32H84ZM125 29H124V30H125ZM158 29H159V27H158ZM170 29H171V28H170ZM1 30H0V31H1ZM30 30H31V29H30ZM38 30L40 31L39 28H38ZM101 30H102V31H101ZM121 30H122V28H121ZM121 30H120V31H121ZM206 30H207V32L209 31V30H208V27H207ZM206 30L203 28V31H204V32H205ZM20 31H21V30H20ZM20 31H19V32H20ZM24 31H23V32H24ZM27 31H28V30H27ZM27 31H25L24 33L28 34ZM66 31H67V30H66ZM120 31H119V33H120ZM152 31H153V30H152ZM161 31H162V30H161ZM165 31H166V30H164V32H165ZM210 31L212 32V30H210ZM210 31L208 32L209 34H210ZM219 31H220V33L217 32L216 35H217V34H222L221 30H219ZM1 32H2V34H0V36L3 35V32H4V31H1ZM15 32H14L13 34H16V35H17L18 32H16V33H15ZM28 32H30V31H28ZM36 32H37V31H36ZM104 32H103V33H104ZM121 32H122V31H121ZM124 32H125V31H124ZM145 32H146V31H145ZM150 32H151V30H150ZM177 32H178V31H177ZM190 32H191V31H190ZM195 32H194V33H195ZM197 32H196V34L193 35V36L196 35V37H195L194 39L192 38V40H197L198 38H200V37H197V36H198V35H197ZM207 32H206V34H208ZM246 32H247V31H246ZM5 33H6V32H5ZM21 33H22V32H21ZM21 33H18V35L20 34L19 36H21ZM37 33H38V32H37ZM111 33H112V32H111ZM115 33L118 34V31L115 32ZM125 33L128 35L127 31H126ZM133 33L135 34V32H130L129 36H130V35H133ZM167 33H168V32H167ZM192 33H193V32H192ZM192 33H190V34H192ZM199 33H200V34H199ZM202 33H203V32H202ZM223 33H225V30H224ZM8 34H9V33H8ZM8 34H5V35H3V36H6V35H7L6 37H8V38H9V37H12V36H11L12 34H11V35L9 34L10 36H8ZM148 34H150V33L148 32ZM154 34H155V33H154ZM169 34H171V33H169ZM190 34H189V36H190ZM29 35H30V33H29ZM103 35H104V34H103ZM103 35H102V37H103ZM106 35H107V34H106ZM112 35L114 36L113 33H112ZM112 35H108V36L113 37ZM119 35H120V34H119ZM121 35L123 36L124 34H121ZM121 35H120V36H121ZM127 35H125V36H127ZM150 35H151V34H150ZM152 35H153V34H152ZM161 35H163V34L160 33L159 36H161ZM212 35H213V34H212ZM212 35H208V37H209V36L212 37ZM3 36H1V37L3 38ZM13 36H14V35H13ZM25 36L27 37V39L25 38ZM38 36H39V34H38L36 37H38ZM108 36L103 37V38H104V39L107 38V42L109 41L110 44H111V42H115V41L117 40V38H119V36L116 35L117 37H113V38L116 39V40L110 42V39H111V38H110V37L108 38ZM125 36H124V39H123V37H122V40H121V41H123V42H122V43H123V47H124V40H125V44H126V43H129V45H131V46H129L130 48L132 47V44H133V45L136 44V43H134V41H131L132 38H130L131 40H129L128 38L125 39ZM159 36H158V37H159ZM193 36H191V37H193ZM205 36H207V35H205ZM205 36L203 37V35H202L203 40H204V41H207V40L209 39L207 42H209V41L211 42V40H210L211 37H209V38L207 39ZM6 37H4V38H6ZM31 37H32V38H31ZM31 37H30L31 39L35 40V38H33L32 35H31ZM77 37H78V36H77ZM79 37H81V36H79ZM86 37L88 38V35H87ZM162 37H163V36H162ZM165 37H167V36H165ZM191 37H190V39H191ZM217 37H218V36H217ZM221 37H223V34L220 35V38H221ZM2 38H0V40H1L0 42H2ZM23 38H25V40H28V39H29V36H28V35H24V36L22 37V39H23ZM39 38H40V37H39ZM103 38H102V39H103ZM196 38H197V39H196ZM202 38H200V39H201L200 42H203V41H202ZM77 39H80V38H77ZM120 39H121V37L119 38V40H120ZM158 39H159V38H158ZM161 39H162V38H161ZM165 39H167V40L169 41L168 38H165ZM212 39H214V38L212 37ZM217 39H218V38H217ZM29 40H30V39H29ZM36 40H38V39L36 38ZM36 40H35V41H36ZM80 40H81V39H80ZM80 40H79V41H80ZM91 40H92V36H91ZM126 40H129V41H131V42H128V41L126 42ZM146 40H147V39H146ZM149 40H150V39H149ZM215 40H216V39H215ZM215 40H214V41H215ZM218 40H219V39H218ZM30 41H31V40H30ZM40 41L42 42L43 40H39V44H40ZM84 41H86V40H84ZM84 41H83V43H85ZM89 41H90V40H89ZM93 41H94V40H93ZM101 41H102V40H101ZM101 41H100V42H101ZM104 41H105V40H104ZM104 41H102V42H103L102 44L106 43V42H104ZM121 41H120V42H121ZM138 41L140 42V45H141V41H143V40L138 39ZM138 41H137V42H138ZM158 41L160 42V40H158ZM173 41H174V40H173ZM214 41H213V43H214ZM4 42H5V41H3V43H0V44L2 45V46L0 45V46L2 47V48H0V50H1V49H4V48H3V46H4L3 44L6 43V44H5V46L7 47V49H6V54H5V59H6V61H7V58H8L9 56H10V58H8V59H11V57H13V58H14V57H17L16 55H19V54H18V53L16 54V53H15L16 51H17V52L21 51V53H22V49H23V48H21V50L18 51V48H16V47H18L19 45L17 44L16 47L13 45V48L15 47V49H17V50L14 49L13 51H15V52H13V53H15L16 55L11 56L12 54H10L9 51H12V50H8L9 48H8L7 40H6L5 43H4ZM57 42H58V41H57ZM77 42H78V41H77ZM77 42H76V44H78ZM81 42H82V41H80V43H81ZM86 42H87V41H86ZM94 42L97 43L98 41H97V42L94 41ZM100 42H98V43H100ZM117 42H118V40H117ZM117 42H116V44H117ZM132 42H133V43H132ZM145 42H146V41H145ZM176 42H177V41H176ZM216 42H217V41H216ZM248 42H249V41H248ZM251 42H252V41H251ZM8 43H10V42H8ZM50 43H53V41L50 42ZM54 43H56V42H54ZM62 43H64V42H62ZM80 43H79V44H80ZM83 43H81V45H82L81 48H84V47L86 48V46H83ZM90 43H91V42H90ZM95 43H93L92 45H91V44H89V45H90V46L97 45L99 48H102V49H103L102 52H104V50H105L104 53H106L107 50L104 48L106 45H105L104 47H100V46H101V43H100V46L98 45V43H97V44H95ZM109 43L107 44L108 46H109ZM122 43H121L120 45H122ZM131 43H132V44H131ZM150 43H151V42H150ZM150 43H147V44L150 45ZM154 43L158 45V43H156V42H154ZM162 43H163V42H162ZM170 43H171V42H170ZM28 44H29V43H28ZM33 44H34V42H33ZM33 44H31V45L34 46ZM36 44H38V41H36ZM36 44H35V45H36ZM59 44H61V43H59ZM79 44H78V45H74V43H73V45L75 46L76 50H77V51L80 50V54H84L83 51H81L82 49H79L80 47H79V48L76 47V46H79ZM86 44H88V43H86ZM113 44H114L113 46H116L115 43H113ZM118 44H119V43H118ZM142 44L144 45V43H142ZM160 44H161V43H160ZM171 44H172V43H171ZM171 44H168V45H171ZM208 44H209V43H208ZM214 44H215V43H214ZM214 44H213V46L210 47V46L207 45L206 42H204V45H207V47H210L209 49H211V48L213 49L214 46H215ZM216 44H218V42H217ZM9 45H10V44H9ZM24 45H26V44H24ZM24 45H23V47H25ZM56 45H57V44H55V46H56ZM63 45H64V44H63ZM63 45H62V46H63ZM81 45H80V46H81ZM136 45H137V44H136ZM143 45H142V46H143ZM210 45H212V43H210ZM247 45H248V44H247ZM10 46H11V45H10ZM20 46H21V45H20ZM26 46H27V45H26ZM47 46H49V47H47ZM47 46H44V47H47V49L50 48V45H47ZM52 46H53V44H51V48H52ZM59 46H60V45H59ZM59 46H58V48L61 49V46H60V47H59ZM90 46H89V47H90ZM97 46H93V49H94V47L98 48ZM108 46H107V48H108ZM111 46H112V45H111ZM117 46H118V45H117ZM117 46H116L115 48H117ZM138 46H139V44H138L137 46H134V48H135V47L137 48ZM144 46H146V43H145ZM172 46H173V44H172ZM178 46H179V45H178ZM217 46H218V45H217ZM217 46H216V47H217ZM248 46H249V45H248ZM11 47H12V46H11ZM27 47L29 48V47H30V44H29V46H27ZM44 47H41V49H44ZM87 47H88V45H87ZM89 47H88V51H89V49L91 50V48H92V47H91V48H89ZM118 47H119V46H118ZM125 47L128 48V46H125ZM125 47H124V48L120 47V48H122V49H126ZM155 47H157V46H155ZM162 47H163V45H162L161 47L159 46V48H162ZM165 47H166V46H165ZM216 47H215V49H213V50L215 51V54H216V51L219 49V47H217V48H216ZM28 48L25 47V50L28 49ZM30 48L33 49L34 47H30ZM51 48H50V49H51ZM53 48L56 49L57 47H54V46H53ZM53 48H52V49H53ZM70 48H71V47H70ZM72 48H73V47H72ZM72 48H71V49H72ZM75 48H74V49H75ZM77 48H78V49H77ZM113 48H114V47H113ZM113 48H112V49H113ZM130 48H129V49H130ZM134 48H132V49H134ZM159 48H158V49H159ZM166 48H167V47H166ZM170 48H171V46H170ZM19 49H20V48H19ZM62 49H63V48H62ZM102 49H100V50L97 49V51H100L99 53H101V50H102ZM108 49H109V48H108ZM118 49H119V48H118ZM118 49H117V50H118ZM137 49H138V48H137ZM137 49L135 50V54H136V53H137V54L140 53V52H137ZM140 49H141V51L143 50V48H140ZM147 49H148V50L151 49V46H150V47L147 46ZM147 49L145 48V51H146L147 53H149V52L147 51ZM212 49H211V50H212ZM216 49H217V50H216ZM7 50H8V51H7ZM25 50L23 49V51H25ZM28 50H29V49H28ZM28 50H27V51H28ZM56 50H57V49H56ZM69 50H70V49H69ZM69 50H68L67 52H70ZM85 50H86V49H85ZM85 50H84V51H85ZM95 50H96V49H95ZM110 50H111V47H110ZM113 50H114V49H113ZM117 50H115V52H118V53H119L120 51H117ZM120 50H121V49H120ZM163 50H166V49H163ZM170 50H171V52L174 51L173 49H170ZM172 50H173V51H172ZM175 50H176V48H175ZM182 50H183V48H182ZM182 50L180 51L181 53H182ZM211 50H210V53H211L210 55H214V56H215V54L213 53L214 51H211ZM3 51H4V53H5V50H3ZM3 51H2V52L0 51V53H2V56H1L0 58H2V59H3V56H4V55H3V54H4ZM30 51H31V52H30ZM30 51H29L30 54H29V53H28V54H29V56H32L31 53H33L34 50H30ZM37 51H39V50H37ZM41 51L43 52L44 50H41ZM47 51H48V50H47ZM47 51H46V50L44 51V52H46V55L48 54ZM54 51H55V50H54ZM73 51H74V52H73ZM77 51H75V50L72 49V53H78L79 51H78V52H77ZM97 51H96V52H97ZM124 51H125V50H123V52H124ZM130 51H131V54H132V50H130ZM130 51H129V52H130ZM139 51H140V50H139ZM154 51H155V50H154ZM243 51H245V50H243ZM44 52H43V53H44ZM55 52H57V51H55ZM81 52H82V53H81ZM85 52H87V50H86ZM91 52H93V54H94L95 51L91 50V51H89V52H87V53H89V54L92 55ZM96 52H95V54H96ZM108 52L110 53L109 50H108ZM115 52H114V53H115ZM121 52H122V51H121ZM126 52H128V49H126L125 53H126ZM129 52H128L127 54H129ZM151 52H152V51H150V53H151ZM156 52H157V51H156ZM161 52H163V51H161ZM166 52H168V49H167ZM180 52H178L177 54H179ZM183 52H184V51H183ZM7 53H8V57H7ZM19 53H20V52H19ZM26 53H27V52H24V56L20 54V57L23 58V57H25V55L27 56ZM37 53H38V52H37ZM43 53L40 52V53L37 54V55L39 56V58H40V56H41V55H39V54H43ZM49 53H50V51H49ZM51 53H52V55L54 54V53H53V50H52ZM51 53H50V54H51ZM61 53H62V52L57 53V54H59V55H61V56L66 55V57L64 56L63 59H65V58L67 59V58H68V59H70V61H71V57H72V56H73V57H74V56L76 57V55H79V53H78V54L71 55V56L69 55L70 57H68L67 54H69V53H64V55L61 54ZM72 53H70V54H72ZM87 53H85V54H87ZM111 53H112V52H111ZM114 53H113V54H114ZM125 53H124L123 55H125ZM142 53H144V50H143ZM142 53H140L139 55H141ZM150 53H149V54H150ZM181 53H180V54H181ZM212 53H213V54H212ZM22 54H23V53H22ZM44 54H45V53H44ZM44 54H43V55H44ZM50 54H48V56H47V57H48V60L45 59L46 62L43 60V56H41V58H40V60H39V63H40L41 59L44 61V63H48L47 61H49V56L52 57ZM85 54H84V55H85ZM89 54H87V55H89ZM95 54H94V56H95V59H96L97 56H96ZM119 54H121V53H119ZM133 54H134V53H133ZM145 54H146V53L142 54L141 56H143V55H145ZM149 54H146V55H148V56L145 55V57H147V58L150 57ZM183 54H185V53H183ZM236 54H237V53H236ZM37 55L34 54V55H33L34 58H35V56H37ZM54 55H55V54H54ZM59 55H56V57L58 58ZM97 55H98V53H97ZM99 55H100V54H99ZM108 55L110 56V54L107 53V56H108ZM114 55H115V54H114ZM114 55H113V56H114ZM116 55H117V54H116ZM116 55H115V58H116ZM155 55H156V54H155ZM159 55H160V54H159ZM174 55L176 56V54H174ZM82 56H83V55H82ZM82 56H81V57H82ZM104 56H105V55H104ZM104 56H101V57H103V59H104ZM130 56H131V55H130ZM137 56H138V55H137ZM157 56H158V55H157ZM163 56H164V55H163ZM167 56H168V54H167ZM175 56H174V57H175ZM177 56H180V55H177ZM181 56L184 57V55H181ZM214 56H212V57H214ZM20 57L18 58V59H20V61H26V60L31 59V57H30L29 59H28V58L26 59V57H25V58H23L24 60H21L22 58H20ZM27 57H28V56H27ZM44 57H45V56H44ZM47 57H46V58H47ZM75 57L72 58V60L75 59ZM77 57H79V56H77ZM85 57H86V55H85ZM92 57H93V56H92ZM101 57H100V58H101ZM118 57H119V56H118ZM124 57H125V56H121V57H119L118 62H119L121 59H124ZM127 57H128V56H127ZM152 57H154V56H153V53H152ZM152 57H151V58H152ZM155 57H156V56H155ZM164 57H165V56H164ZM182 57H176V60H177V58H180V60H181ZM34 58H33V59H34ZM83 58H84V56H83ZM83 58H82L81 60H83ZM87 58H88V57H87ZM98 58H99V57H98ZM109 58H111V57H106V60H108ZM120 58H121V59H120ZM125 58H126V57H125ZM159 58H160V57H159ZM2 59H1V60H2ZM5 59H4V60H5ZM16 59H17V58H16ZM35 59L38 60V58H35ZM35 59H34V60L31 59V60H32L31 63L33 62V64H34V63L36 62V63L38 64V61L35 60ZM58 59L61 60V61H59V62H62V60H63V59L60 58V57H59ZM85 59H86V58H85ZM90 59H91V58H88V61H89ZM103 59L101 60L102 62H104ZM112 59H114V58H112ZM112 59H111V60H112ZM117 59H118V58H117ZM137 59H138V58H137ZM139 59H140V58H139ZM139 59H138V60H139ZM156 59H157V58H156ZM4 60H3V61H4ZM52 60H55V61H56V58L54 59V56H53V59H51V61H52ZM76 60H78V58H77ZM96 60H97V59H96ZM96 60L92 59L93 62L96 61ZM99 60H100V59H99ZM99 60H98V62L101 63V61H99ZM111 60L109 61V62H110V66L113 68V66H114L116 63H115V64H114V63H111ZM124 60H126V59H124ZM124 60H121L122 62H121V61L119 62V63L121 64V66H123V65L126 63V61L124 62ZM127 60H128V59H127ZM143 60H144V59H143ZM10 61H11V60H9V62H10ZM12 61H15V59L12 60ZM20 61H19V62H20ZM51 61H49L48 66L51 64ZM63 61H65V60H63ZM70 61H69L70 64H69L68 62H66V64L64 63L65 66H62V64L60 63L61 66L63 67V69H64L65 67H67V69L69 70V73H68L69 75L73 74V72H72V69H73V68L71 67V66H73V64H72L73 61H71V62H70ZM74 61H75V60H74ZM79 61H80V59H79ZM84 61H85V60H84ZM114 61H115V60H114ZM114 61H112V62H114ZM129 61H131V60H129ZM141 61H142V60H141ZM177 61H178V60H177ZM7 62H8V61H7ZM7 62H6V65H7V66H9V65L12 66V65H11V62H10V64L7 63ZM28 62L30 63V60H29V61H26V63H28ZM81 62H82V61H81ZM86 62H87V61H86ZM93 62H92V63H93ZM98 62H96V64H97ZM105 62H107V61H105ZM109 62H107V64H108ZM115 62H116V61H115ZM132 62H133V63H132ZM132 62H130V64H129V62H128V65H129V66H128V65H125L126 68H124V71H125V69H126V70H127L128 68L130 69V66H131V67L135 66L136 62H135V61H132ZM134 62H135V64H134ZM143 62H144V61H143ZM13 63H14V62H13ZM13 63H12V64H13ZM16 63H17L18 66L16 65ZM21 63H22V62H21ZM21 63H20V64H21ZM23 63H25V62H23ZM23 63H22V64H23ZM26 63H25V66L28 65V64H26ZM36 63H35V64H36ZM42 63H43V62H42ZM52 63H53L54 65L52 64V65H50V66H53V70H54V68H56V67H55L56 64H57V66H60V65H58V64H59L58 62H57V63L55 62L56 64H55L54 62H52ZM82 63H83V62H82ZM122 63H124V64H122ZM140 63H142V62H140ZM146 63H147V62H146ZM148 63H149V62H148ZM0 64H1V62H0ZM4 64H5V63H2V66H5ZM22 64H21L20 66H22ZM35 64H34V65H35ZM40 64H41V63H40ZM75 64H78V63H75ZM86 64H87V65H86ZM86 64H85V65H86V67L88 68V63H86ZM90 64H91V63H90ZM93 64H94V63H93ZM93 64H91V65L95 68L94 65H96V64H94V65H93ZM101 64H102V63H101ZM107 64L105 65V68H106V66L108 67ZM111 64H114V65L112 66ZM126 64H127V63H126ZM137 64H138L137 66H139V62H138V61H137ZM144 64H145V63H144ZM144 64H143V67H144V68L147 67V66L149 65V64H147V66H144ZM14 65L17 66L15 70H18L17 68L19 67V63L16 61ZM23 65H24V64H23ZM31 65H32V64H29L28 66H31ZM34 65H33V66H34ZM44 65H46V66H45V67H46L45 71H46V73H48L47 75H45V74L41 75V72L34 73V74L32 73V74H33V75H32V74H30V73L32 72V69H30V67H28V66H26V67L23 66V67L25 68L24 70L27 69L28 72L31 70V71L29 72V74L32 75V76L27 75V71H24V72H26V73H24L25 75H23V74L21 73V72H23V71H22L23 69H22L21 72H19V73H21V74L23 75V77L26 76L27 78H29V80H30L29 89H30V91H31L30 94H31L32 97H36V96H38V93H40V92H39L40 86H43V84H46V80H47V81H50L49 78L52 77V79H53L54 81H50V82H49L50 85H49V84H46V85H45V86H46V87H45L46 90L51 91V92L48 93V92L46 91V94L48 93L47 96H45V95H46L45 93H43V95L45 94L44 96H43L42 94H40V95L42 96V98L44 97L45 100H44V99H43V100L45 101L44 104H45L46 106H48L49 104H50V107L52 106V108H53V113H55V115L52 114L51 112H49V113L52 114V115L48 114V108H49V106H48V108H47V107H46V108L44 107V109H46L47 111L44 110V111H42V113H40V112H39L40 108H39V107H36V108H35V106H37V105L34 104V103H35L34 100H33V101L30 100L31 102H27V103L22 107V112L18 115V117H16V121H17V123H19L20 126H21V127L19 126V127H20L19 130H20V129H23V131H22V130H21V131H22V132L25 131L24 134H27L26 131H27V132L30 131V130H31V127H32L33 125H37V126H38L39 121H40V124H41V120H42V119L40 118V115L43 116V114H44V116H47V117H48V115H49V118H50V116H51V118L53 117L52 119H50V120H52L53 126H54V124H55L54 121H56V120L59 121V120H58V116H59V119H60V117L63 116L64 119H63V118H62V119L65 120V116L69 114V115H68V118H70V117H71V112L73 111V110H72V107H71L70 105H73V107H74V108H73V109H74V114H73V113H72V114L75 115V117H73V118L75 119V118L77 117V116H76V113H78L77 111H76V113H75V110L80 109V108H79L80 106H79L78 109H77V108H75V107H76V105H77L78 102H76V104H75V106H74V103H75V102L72 103V102H70V101L74 100V99H72L73 96H75V97H74V98H75L74 101H76V100L78 99V98L76 99V97H77V95H78L79 93H80V95H81L82 92L84 93L83 90H85V88H86V90H87V87H88V86H90V85H91V86L94 85V84L92 83L93 81H91L90 84L88 83L87 87H86V86L83 87V83H82V82H81L82 84L79 83L80 81L78 82L79 84L77 85V82H76L75 80H73V79H75V78L78 79V76H79V75L75 76V74H76V73L78 74V72H79L78 69H81V67L78 66V69H77L78 71L76 72V69H75L74 72H76V73H74L73 75H71V78H70V76L66 73V77H67V78H66L65 82L68 81L67 79H68V77H69L70 80H71L72 82L75 81L76 84H75V82H74V83H72V84H75V86L73 85V86L68 87V85H70L71 82L68 81L67 84L65 83V85L68 87L66 91H65V88H66V87H64V91L66 92V93H65L64 91L60 90L61 87H62L61 89H63V81H62V83H61V81H60V82H59V81L57 82L56 79L58 78L57 76L59 75V74H57V70H60L61 72L63 71L62 73H63V75L65 76L64 72H67V71H65V70H67V69H64V70H63V69H59V67H58V69L56 68L57 70H54V71H52L53 73H51L50 71H47V64H44ZM44 65L41 64L40 66H44ZM70 65H71V66H70ZM79 65L82 66V65H84V64L81 65V64L79 63ZM91 65H89V66H91ZM97 65H98L97 67H98L99 69L96 68V70H99V71H101V72L104 71L103 73L106 72V70H104L105 68H104V69H103V68L101 69V68L99 67L100 64H97ZM103 65H104V63H103ZM103 65H102V66H103ZM150 65H152V64H150ZM2 66H0V67L2 68ZM7 66H5V67H7ZM10 66H9V67H10ZM37 66H39V64H38ZM50 66H49V67H50ZM102 66H101V67H102ZM110 66H109L108 69L111 68ZM116 66H117V65H116ZM119 66H120V65H119ZM9 67H8V69H10ZM13 67H14V66H13ZM23 67H22V68H23ZM27 67H28L29 69H28ZM62 67H60V68H62ZM69 67L72 68V69H70ZM74 67H76V65H75ZM83 67H85V66H83ZM83 67H82V69H84ZM93 67H92V68H93ZM103 67H104V66H103ZM117 67H118V66H117ZM117 67L114 66L115 69H111L112 72L114 71L115 73L118 74V72H116V71H117V70H116ZM153 67H155V66H153ZM11 68H12V67H11ZM14 68H15V67H14ZM33 68H35V66H34ZM37 68H39V67H36V69H37ZM87 68H85V70H87ZM92 68H91V69H92ZM118 68H119V67H118ZM122 68H123V67H122ZM147 68H151V67L149 66V67H147ZM12 69H13V68H12ZM12 69H10V70H8V71H11ZM36 69H35V70H36ZM39 69H41V71L44 70L43 67H42V68L40 67ZM42 69H43V70H42ZM48 69H49V70H52V69H50V68H48ZM91 69H89L88 71L90 72ZM100 69H101V70H100ZM106 69H107V68H106ZM108 69H107V70H108ZM120 69H121V68H120ZM120 69H119V70H120ZM131 69H132V68H131ZM131 69H130V72H131ZM139 69H140V68H138V71H139ZM141 69H142V68H141ZM35 70H34L33 72H37V71H35ZM73 70H74V69H73ZM111 70H108V72H109V71L111 72ZM115 70H116V71H115ZM146 70H147V72H148V69H146ZM236 70H238V69H236ZM12 71H13V70H12ZM38 71H40V70H38ZM60 71H58V73H59ZM80 71H81V70H80ZM127 71H128V70H127ZM133 71H135V70L133 69ZM141 71H142V70H141ZM17 72H18V71H17ZM61 72H60V73H61ZM70 72H71V74H70ZM97 72H98V71H97ZM97 72H96V73H97ZM101 72H99V73H101ZM110 72L108 73V75L110 74ZM136 72H137V70H136ZM19 73H18V74H19ZM39 73H40V74H39ZM43 73H44V72H43ZM50 73H51L52 76L50 75ZM62 73H61V74H62ZM83 73H84V71H83ZM83 73L81 72L82 75H83ZM85 73H87V71H85ZM85 73H84V75H85ZM90 73H92V72H90ZM93 73H94L95 75H99V73H98V74L95 73V70H94ZM93 73H92V74H93ZM123 73H124V72H123ZM123 73H122V74L119 73V74H120L119 76H122V75L124 76ZM125 73H127V72H125ZM132 73H133V72H132ZM10 74H12V72H11ZM15 74H16L17 76H16ZM15 74H14V75L12 74L11 77L14 76V78H15L14 80H17L16 78H18L19 76H18V74L16 73V71H15ZM36 74H37V75H40V76H37ZM56 74H57V75H56ZM61 74H60V76H61ZM79 74H80V72H79ZM87 74H88V73H87ZM94 74H93V75H94ZM117 74H114V73H113V75H115L116 77L118 76ZM133 74H134V73H133ZM19 75H20V74H19ZM44 75H45V77H44ZM48 75H50L51 77L48 78V77H47ZM54 75H55L57 78L54 77ZM67 75H68V76H67ZM84 75H83V76H84ZM89 75H90V74H89ZM93 75H90V76L93 77ZM106 75H107V74H106ZM134 75H135V74H134ZM137 75H138V74H137ZM28 76H29V77H28ZM41 76H43V77H41ZM74 76H75V77H74ZM85 76L87 77V75H85ZM101 76H102V75H101ZM128 76H129V75H128ZM139 76H140V75H139ZM62 77H63V76H62ZM62 77H61V78H62ZM72 77H74V78L72 79ZM94 77H95V76H94ZM94 77H93V78H94ZM116 77H115V78H116ZM125 77H127V74H125L124 77H121L122 80H123V78H125ZM20 78H21V77H20ZM46 78H48V79H46ZM55 78H56V79H55ZM61 78L59 77V80H60ZM81 78H82V80H83L84 83H85V80L83 79L84 77H81V76H80V79H81ZM87 78H88V77H87ZM87 78H85L86 81L88 80ZM93 78H92V79H93ZM119 78H120V77H118L117 79H118V81H119V83H120V81H122V80H119ZM127 78H128V77H127ZM151 78H152V77H151ZM11 79H12V78H11ZM18 79H19V78H18ZM52 79H51V80H52ZM80 79H79V80H80ZM89 79H90V77H89ZM92 79H91V80H92ZM102 79L106 80V78H104V77H103ZM117 79H116V80H117ZM223 79H225V78H223ZM62 80H64V79H62ZM93 80H95V79H93ZM98 80H99V82L97 81V78H96V81H94V82H97L98 84H96L95 87L93 86V90H94V91L96 90V92H100V90L96 89V87L98 88V87L101 86V88H102L103 85H102L101 83H102V82H105V81H102V80H101V81H102V82H101L100 79H98ZM111 80H112V78H111ZM114 80H115V79H114ZM125 80H126V79H125ZM125 80H123V81H125ZM135 80H137V79H135ZM189 80H191V79H189ZM106 81H107V80H106ZM128 81H129V80H128ZM51 82H52V83L55 82V83L53 84L54 86L56 85L54 88H52V85H51L52 83H51ZM88 82H90V81H88ZM108 82H109V81H108ZM108 82H105V83L107 84ZM56 83H57V84L59 83V85H61V84H62V85L59 86V85H57ZM60 83H61V84H60ZM99 83H100V86H97V85H99ZM105 83H104V84H105ZM0 84H1V82H0ZM86 84H87V82H86ZM106 84H105V85H106ZM115 84L117 85V83H115ZM121 84H122V83H121ZM105 85H104V86H105ZM109 85H110V82H109ZM111 85H112V84H111ZM118 85H119V84H118ZM48 86H50L52 89L47 88ZM58 86H59L60 88H57ZM78 86H79V87H78ZM119 86H120V85H119ZM121 86H122V85H121ZM125 86H126V85H125ZM2 87H3V85H2ZM35 87H37V88L35 89ZM106 87H107V85H106ZM106 87H105V88H106ZM3 88L5 89V87H3ZM83 88H84V89H83ZM88 88H89V87H88ZM101 88H100V89H101ZM103 88H104V87H103ZM103 88H102V89H103ZM107 88H109V87H107ZM175 88H176V87H175ZM180 88H181V87H180ZM4 89H3V90L1 89L0 93H2V92L4 91ZM43 89H44V88H43ZM82 89H83V90H82ZM118 89H119V88H118ZM81 90H82V92H81ZM97 90H98V91H97ZM106 90H107V89H106ZM109 90H110V89H109ZM109 90H107V91H109ZM102 91H103V90H102ZM102 91H101V92H102ZM104 91H105V90H104ZM4 92H5V91H4ZM4 92H3V93H4ZM53 92H54V93H53ZM77 92H78V94L76 95ZM101 92H100V93H101ZM3 93L0 94V95H3ZM51 93H52V94H51ZM100 93H99V94H100ZM122 94H124V93H122ZM157 94H159V93H157ZM80 95H79V96H80ZM120 95H121V94H120ZM124 95H125V94H124ZM41 96H39V97H41ZM0 97H1V96H0ZM32 97H31V99H32ZM261 97H262V96H261ZM28 98H29V96H28ZM143 98H144V97H143ZM143 98H141V99H143ZM71 99H72V100H71ZM28 100H29V99H28ZM38 100H40V99L38 98ZM143 100H144V99H143ZM143 100H141V101H143ZM59 101L61 102V105H60ZM79 101H80V99H79ZM33 102H34V103H33ZM36 102H37V99H36ZM41 102H43V101L41 100ZM41 102H40V103H39V101L37 102V103H39L38 106L41 104ZM56 102H57L60 106L57 105L58 108H57V110L55 111V110H54V106L57 104ZM261 102H262V101H261ZM37 103H36V104H37ZM52 103H53V104L55 103L54 106L52 105ZM71 103H72V104H71ZM140 103H142V102H140ZM138 104H139V103H138ZM254 104H255V102H254ZM41 105H42V107H43V104H41ZM79 105H80V104H79ZM135 105H136V104H135ZM135 105H134V106H135ZM57 106H55V109H56ZM63 106H64V108H65V106H67V107H66L67 109H68V107H69L68 110H69L70 112H69L67 109H66V110L63 109V108H62ZM77 106H78V105H77ZM40 107H41V106H40ZM59 107L62 108V109H60ZM70 107H71V108H70ZM37 108H38V109H37ZM59 109H60V110H59ZM70 109H71L72 111H71ZM123 109H124V108H123ZM42 110H43V109H42ZM58 110H59V111H58ZM61 110H62V111H63V110L67 111L68 114H67V112H65V111H64V113L61 112L62 115L59 114V112H60ZM80 110H81V109H80ZM20 111H21V110H20ZM45 111H46V112H45ZM50 111H52V110H50ZM87 111H88V110H87ZM121 111H122V109H121ZM57 112H58V113H57ZM79 112H80V111H79ZM81 112H82V111H81ZM118 112H119V111H118ZM45 113H46V115H45ZM65 113H66V114H65ZM47 114H48V115H47ZM63 114H65V116H64ZM79 115H81V114H79ZM3 117H4V116H3ZM47 117H44V118H47ZM79 117H80V116H79ZM66 118H67V117H66ZM68 118H67L66 120H67V121L70 120V121L72 122V120H73L72 117H71L70 119H68ZM4 119H5V117H4ZM47 119H48V118H47ZM76 119L78 120V118H76ZM79 119H81V118H79ZM45 120H46V119H45ZM50 120H49V121H50ZM63 120H60V121H62V123L65 124V125H67V124L70 123V122H66V123H67V124H66V123H65L66 120H65L64 122H63ZM77 120H76V121H77ZM259 120H260V119H259ZM46 121H48V120H46ZM46 121H43V122H44V123H50L49 121H48V122H46ZM76 121H74V122H76ZM262 121H263V120H262ZM36 122H38V123L36 124ZM255 122H256V121H255ZM258 122H259V121H258ZM258 122H256V124H257ZM60 123H61V122H60ZM262 123H263V122H262ZM57 124H58V123H57ZM42 125H43V124H42ZM42 125H41V126H42ZM262 125H264V124H262ZM262 125H261V126H262ZM37 126H36V127H37ZM44 126H45V125H44ZM44 126H42L43 129L46 128V127H44ZM53 126H52V127H53ZM104 126H105V125H104ZM247 126H248V125H247ZM255 126H256V125H255ZM17 127H18V126H17ZM22 127H23V128H22ZM42 127L39 126V128H42ZM47 127H48V125H47ZM49 127H50V126H49ZM52 127H51V128H52ZM102 127H103V126H102ZM105 127H106V126H105ZM258 127H259V126H258ZM5 128H6V127H5ZM14 128H15V127H14ZM14 128H13V129H14ZM37 128H38V127H37ZM80 128H81V127H80ZM80 128H79V129H80ZM106 128H107V130H106L105 128H104V129H105L106 131H108V127H106ZM253 128H255V127H253ZM13 129H12V130H13ZM16 129H17V128H16ZM81 129H82V128H81ZM81 129H80V130H81ZM100 129H101V126H100ZM259 129H260V128H259ZM40 130H41V129H40ZM47 130H48V129H47ZM49 130H50V128H49ZM75 130H76V129H75ZM85 130H86V129H85ZM105 130H104L103 133H101V131H103V128H102V130L99 131L100 134L103 135V134L105 133ZM32 131H33V129H32ZM41 131H42V132H46L45 129H44V131H43V130H41ZM41 131H40L39 133H37V134H41ZM77 131H78V127H77ZM260 131H261V130H260ZM79 132H80V131H79ZM97 132H98V131H97ZM99 132H98V133H99ZM263 132H264V131H263ZM263 132H262V134H263ZM80 133H81V132H80ZM83 133H84V132H82V134H83ZM86 133H89V132L86 131ZM180 133H182V131H181ZM251 133H252V132H251ZM259 133H260V132H259ZM20 134L23 135V136L25 137L24 134H22V133H20ZM46 134H47V133H46ZM105 134H107V133H105ZM49 135H52V134H48V136H49ZM259 135H261V134H259ZM18 136H19V135H18ZM23 136H20V137H22V139H23V138H24ZM34 136H35V135H34ZM34 136H33V137H34ZM42 136H43V138H44L45 136H46V138H47V135H45V134H41V135H40L41 138H42ZM238 136H239V135H238ZM254 136H255V135H254ZM262 136H263V135H262ZM20 137H18V138H20ZM27 137H29V136H26V139H27ZM31 137H32V136H31ZM31 137L28 138V139H30V140H27V141H26V139H25V140L23 139L24 141H23V140H22V141H23V142H28L27 144H29V143H30L29 141H31V139H32ZM40 137H39V138H40ZM104 137H105V136H104ZM18 138H16V140H18ZM35 138H36V137H34L33 139H35ZM41 138H40V140H41ZM43 138H42V140H44ZM46 138H45V139H46ZM101 138H102V140L105 139V138H103V137H101ZM243 138H244V137H243ZM259 138H260V137H259ZM62 139H63V138H62ZM231 139H232V138H231ZM6 140H7V139H6ZM13 140H14V139H13ZM36 140H37V141H36ZM40 140H38V135H37V138H36L35 140H32L31 142L33 143V141H34V142H38V143H40V142H42V141H40ZM102 140H101V141H102ZM154 140L157 141V138H155ZM154 140L152 141V143H155V142H156V141L154 142ZM159 140H160V139H158V141H159ZM161 140L164 141L165 139H164V138H161ZM243 140H244V139H243ZM246 140H247V138H246ZM249 140H250V139H249ZM252 140H253V139H252ZM263 140H264V139H263ZM22 141H21V142H22ZM39 141H40V142H39ZM44 141H45V140H44ZM62 141H63V140H62ZM166 141H167V140H166ZM166 141H164V143L161 142V141H159V142H160L161 144H162V143H163V144H166V143H165ZM235 141L238 142L237 140H235ZM13 142L15 143V141H13ZM17 142H18V141H16V143H17ZM19 142H20V140H19ZM229 142H230V141H229ZM14 143H12V144H14ZM42 143H43V142H42ZM152 143H150V144H152ZM238 143H239V142H238ZM250 143H251V142H250ZM256 143H257V142H256ZM258 143H259V142H258ZM262 143H263V142H262ZM150 144H148L147 146L149 147ZM156 144H158V143H155V145H153L154 148H155ZM254 144H255V143H254ZM254 144H253V145H254ZM158 145H159V144H158ZM158 145H157V147H158ZM235 145H236V144H235ZM246 145H247V144H246ZM151 146H152V145H151ZM159 146H160V145H159ZM164 146H165V145H163V147H164ZM225 146H226V145H225ZM248 146H250V145H248ZM144 147H145V146H144ZM144 147H140V149H142V148H144ZM165 147H167V145H166ZM233 147H234V146H233ZM233 147H230V149H231V148L234 149L236 146H235L234 148H233ZM239 147H240V146H239ZM239 147H238V148H239ZM134 148H135V147H133L131 150H129V152H130V153H133V152H135V150H136V151H140V150H137V149L139 148V146H138L136 149H134ZM150 148H152V147H149V151H150ZM154 148H153V149H154ZM159 148H160V147H159ZM161 148H162V146H161ZM161 148H160V149H161ZM225 148H228V147H225ZM250 148H251V146H250ZM263 148H264V147H263ZM162 149H164V148H162ZM162 149H161V151H160V150H157V151H158V155H159L160 153H161V155H162V153H164V151L162 152ZM205 149H207V146H206V148H204V150H205ZM235 149H236V148H235ZM248 149H249V148H248ZM257 149H258V148H257ZM132 150H133V152H131ZM165 150H166V149H165ZM204 150H202V152H203ZM228 150H229V149H228ZM238 150H239V149H238ZM252 150H253V149H252ZM252 150H250V151H252ZM213 151H214V150H213ZM226 151H227V150H226ZM230 151H231V150H230ZM254 151H255V149H254ZM256 151H258V150H256ZM114 152H117V150H114ZM155 152H156V151H155ZM159 152H160V153H159ZM205 152H207V151H205ZM233 152H236V151L233 150ZM130 153H127V154H130ZM141 153H142V152H141ZM143 153H145V151H144ZM240 153H241V152H240ZM135 154L137 155V152H136ZM153 154H154V153H153ZM155 154H157V153H155ZM202 154L204 155V153H202ZM206 154H207V153H206ZM206 154H205L204 156H206ZM241 154H242V153H241ZM241 154H240V155H241ZM147 155H148V154H147ZM203 155H202L201 159L204 157ZM229 155H231V154L229 153ZM229 155H227L228 158H229ZM232 155H233V154H232ZM234 155L236 156V153H234ZM251 155H252V154H251ZM256 155H257V153H256ZM256 155H255V157H257ZM126 156H128V155H126ZM126 156H125V159L127 158ZM153 156H154V155H153ZM248 156H249V155H248ZM259 156H260V155H259ZM259 156H258V157H259ZM150 157H151V155H149V157H147V158H150ZM157 157H158V156H156L155 158H157ZM160 157H161V158H160ZM160 157H159V160H158V158H157V162H158V161L160 162V160L162 159V156H160ZM231 157H232V156H231ZM255 157H254V158H255ZM258 157H257V158H258ZM236 158H237V157H236ZM246 158H247V157H246ZM254 158H253V159H254ZM257 158H255V159H257ZM259 158H260V157H259ZM259 158H258V159H259ZM203 159H204V158H203ZM205 159H206V158H205ZM205 159H204V160H205ZM233 159H234V158H233ZM247 159H251V157H250V158H247ZM151 160H152V163L155 162L153 159H151ZM151 160H149V161H151ZM155 160H156V159H155ZM243 160H244V159H243ZM37 161H38V160H37ZM40 161H41V160H40ZM124 161H125V160H124ZM124 161H122V162H124ZM162 161L164 162L163 159H162ZM200 161H201V163L204 162V161L202 162V160H200ZM226 161H227V160H226ZM229 161H230V159H229ZM244 161H245L246 163L249 162V161L247 162L246 159H245ZM244 161H243V162H244ZM251 161H253V160H251ZM127 162H128V163H127ZM157 162H156V163H157ZM227 162H228V161H227ZM146 163H147V161H146V157H145L144 155H139V156H135V157L133 156V158H129V160H128V158H127L126 163H124V165H123L124 176H126V178H127L126 181H125L124 183H126V185H128L129 187H131V188H135V189H140V188L142 189V188H145V186L147 187V186H148V182H149V177L151 176L150 173H149V172H150V168L148 169L147 167H148L149 164H151V162H150V163H147L148 165H146ZM156 163H154L153 165H155ZM161 163H162V162H161ZM231 163H232V162H231ZM237 163H238V162H237ZM182 164L185 165V163H182ZM186 164H187V167H188V162H186ZM257 164H258V163H257ZM8 165H10V164L7 163V164H5L2 168H5V167L8 166ZM110 165H111V163H110ZM153 165H151V166H153ZM156 165H157V164H156ZM161 165L164 166L163 168H165V169L167 168V167H165L166 163H165V165H164L163 163H162ZM175 165H176V164H175ZM191 165H192V163H191ZM200 165H201V164H200ZM203 165H204V164H203ZM203 165H202V166H203ZM236 165H237V164H236ZM240 165H241V164H240ZM240 165H239V166H240ZM260 165H261V164H260ZM202 166H201V168H202ZM239 166H238V168H241V167H239ZM242 166H243V165H242ZM245 166H246V165H245ZM245 166H244V167H245ZM105 167H108V165H106ZM153 167H154V166H153ZM155 167H156V166H155ZM159 167H161L159 170H161V172H162V166H159ZM173 167H174V166H173ZM176 167H177V166H176ZM185 167H186V166H185ZM187 167H186V168H187ZM189 167L191 168L192 166H189ZM229 167H230V166H229ZM248 167H249V166H248ZM251 167H252V166H251ZM9 168H10V170H12L11 168H13V167H8L7 169H9ZM17 168H18V167H17ZM100 168H102V167L100 166L99 169H100ZM145 168H146L147 170H143V169H145ZM179 168H180V166H179ZM199 168H200V167H199ZM201 168H200V169H201ZM203 168H204V167H203ZM102 169H103V168H102ZM105 169H106V168H105ZM152 169H153V168H152ZM154 169H155V171H156V168H154ZM169 169H170V168H169ZM177 169H178V167H177ZM204 169H205V168H204ZM204 169H203V170H204ZM228 169H230V168H228ZM243 169H244V168H243ZM247 169H248V168H247ZM250 169H251V168H250ZM252 169H253V168H252ZM13 170L16 171L15 168H14ZM103 170H104V169H103ZM103 170H102V171H103ZM141 170H142V171H141ZM157 170H158V168H157ZM159 170H158L157 172H159ZM170 170L172 171L173 169H170ZM170 170H169V171H170ZM203 170H202V171H203ZM233 170H234V169H233ZM235 170H236V169H235ZM100 171H101V169H100ZM146 171H148V173H149L150 176L147 175V172H146ZM152 171H153V170H152ZM152 171H151V172H152ZM165 171H166V170H165ZM200 171H201V170H200ZM200 171H199V173H200V174L203 173L202 175L204 176V173H206V172H205L206 170H204L203 172H200ZM230 171H231V170H230ZM249 171H250V170H249ZM257 171H258V170H257ZM261 171H262V170H261ZM97 172H98V169H97ZM141 172H142L144 175H142ZM157 172L154 173V171H153L152 173H154L155 175H158V176H159L160 174H164V173H160V172H159L160 174H159V173L156 174ZM238 172H239V171H238ZM251 172H252V171H251ZM262 172H263V171H262ZM98 173H99V172H98ZM175 173H176V172H175ZM178 173H179V172H178ZM199 173L197 172V174H196L197 177L200 176V175H198ZM227 173H229V172H227ZM234 173H235V172H234ZM258 173H259V172H258ZM93 174L96 175V171H95V173L93 172ZM242 174H244V173H242ZM248 174H249V173H248ZM254 174H256V173L254 172ZM254 174H253V175H254ZM98 175L100 176V174H98ZM145 175H147L148 178H147ZM152 175H153V174H152ZM155 175H154V176H155ZM253 175H252V176H253ZM259 175H260V174H258L257 176L255 175V176L258 177ZM29 176H30V175H29ZM29 176H28V177H29ZM93 176H94V175H93ZM102 176H103V175H102ZM160 176H161V175H160ZM174 176H175V175H174ZM174 176H172V177H174ZM237 176H238V175H237ZM263 176H264V175H263ZM263 176H260V178H262ZM96 177H98V176H96ZM96 177H95V178H96ZM105 177H106V176H105ZM143 177H146V179L148 180V182H146V184H145V182H144V181H145V180H144L145 178H143ZM151 177H153V176H151ZM201 177H202V176H201ZM239 177H240V176H239ZM241 177H242V176H241ZM247 177H248V176H247ZM103 178H104V177H103ZM161 178H162V177H161ZM203 178H204V177H203ZM203 178L200 179V177H198V180H202ZM108 179H109V177H108ZM150 179H151V178H150ZM154 179H155V178H154ZM251 179H253V178H251ZM262 179H264V178H262ZM109 180H110V179H109ZM152 180H153V179H152ZM155 180H156V181H154V182H156V184H157V182H158V184H159V181L162 180V179H159V181H157V179H155ZM198 180H197V178H196V181H198ZM254 180H255V179H254ZM260 180H261V179H260ZM93 181H94V180H93ZM107 181H108V180H106V182H107ZM255 181H256V180H255ZM97 182H98V183H97ZM99 182H100V181H96V180H95V183H96V184H99ZM108 182H109V181H108ZM151 182H153V181H151ZM151 182H149V183L151 184ZM234 182L236 183V181H233V183H234ZM262 182H263V181H262ZM262 182H261V184H263ZM90 183H91V182H90ZM95 183H94V184H95ZM196 183H197V182H196ZM251 183H252V182H251ZM254 183H255V182H254ZM94 184L91 183L90 185L88 184V185H86V186H91V185H94ZM150 184H149V185H150ZM156 184L152 183L151 185L156 186ZM198 184H199V182H198ZM198 184H196V185H198ZM248 184H249V183H248ZM107 185H109V184H105V185H103V188H104L105 186H107ZM151 185H150V186H151ZM159 185L161 186V184H159ZM162 185H163V183H162ZM259 185H260V184H259ZM241 186H242V185H241ZM250 186H251V185H250ZM253 186H254V185H253ZM263 186H264V184H263ZM263 186H259V187H263ZM93 187H94V186H93ZM148 187H149V186H148ZM157 187H158V185H157ZM234 187H235V186H234ZM86 188H89V187H86ZM149 188H150V187H149ZM154 188H155V187H154ZM154 188H151V190L153 189V192L156 191ZM159 188H160V187H159ZM159 188H158V190H159L160 192H161L162 190H165V187H164V188H160V189H159ZM156 189H157V188H156ZM221 189H222V188H221ZM246 189H247V188H246ZM255 189H256V188H255ZM85 190L88 191L89 189H88V190L85 189ZM154 190H155V191H154ZM158 190H157V191H158ZM243 190L246 191L245 189H243ZM253 190H254V189H253ZM257 190H258V189H257ZM90 191H91V189H90ZM157 191H156V193H157ZM159 191H158V192H159ZM244 191H243V192H244ZM245 193H246V192H245ZM248 193H249V192H248ZM255 193H256V192H255ZM260 193H261V192H260ZM262 194H263V193H262ZM249 195H250V194H249ZM263 195H264V194H263ZM189 196H190V195H189ZM247 197H249V196H247ZM18 198H19V197H18ZM114 198H115V197H114ZM118 198H120V197H118ZM122 198H124V197H121V200H122ZM245 198H246V197H245ZM259 198H261V197H259ZM259 198H257V199H259ZM262 198H263V197H262ZM112 199H113V198H112ZM125 199H126V198H125ZM218 199H219V198H218ZM118 200H119V199H118ZM121 200H120V201H121ZM141 200H142V199H141ZM135 201L137 202V204H136V202L133 201V202L136 204V205H134V203H133V205H134V207L136 208V206L138 205V200H135ZM121 202H123V201H121ZM121 202H118V203H121ZM126 202H127V201H126ZM220 202H221V200H218V203H216L217 206L220 204ZM116 203H117V198L114 199V200L109 201L108 204H116ZM128 203H129V204H132L131 202H128ZM122 204L125 205L124 203H122ZM122 204H120L118 208H121V209H122V207H120V206H122ZM129 204H128V205H129ZM105 205H107V204H105ZM130 206H132V205H130ZM217 206H216L215 209H218ZM137 207H138V206H137ZM140 207H141V206H140ZM221 207H222V206H221ZM221 207H220V208H221ZM123 208H124V207H123ZM138 208H139V207H138ZM142 208H143V207H142ZM142 208H141V209H142ZM27 209H29V208H27ZM121 209H120V210H121ZM127 209H128V208H127ZM144 209H145V207H144ZM24 210H25V209H24ZM120 210L117 209V211H119L118 213L122 214V216H123V213H121L122 211H120ZM128 210H129V209H128ZM133 210H134V209H133ZM133 210L130 209V210H129L130 212H129V211H128V212L131 213V214L136 213L137 216L139 215L138 213L144 211V210H143V211H140V208H139V211H140V212L137 211V212H138V213H137L136 211H134V212L132 213ZM135 210H136V209H135ZM137 210H138V209H137ZM146 210H147V209H145V211H146ZM204 210H208V211H209V209H206V208H204ZM204 210H203V211H204ZM117 211H115V212L117 213ZM125 211H126V208L123 210V212H125ZM145 211H144L143 214L140 213V215H139V216H141L140 218H143L144 215L146 214V212H147V213L152 212V211H149V210H147L146 212H145ZM148 211H149V212H148ZM158 211L162 212L163 215L165 214L164 216L167 215L166 212L163 211V209H162V210H158ZM158 211H156V212L153 211V213H150V216H149V215L147 216V214H146V217H144V218H146V219H145L146 222L148 223V221H147L148 218H149V220H151V219H156V220H157V219H158V215H159V213H160V212H158ZM165 211L169 212L167 209H166ZM24 212H25V211H24ZM157 212H158V213H157ZM205 212H206V211H205ZM205 212H202V213H205ZM213 212L215 213V210H214ZM217 212H218V213H217V215H218L219 212H220V210L217 211ZM126 213H127V212H125V215L127 216ZM129 213H128V214H129ZM155 213H157V218H155V216H154V215H156ZM162 213H161V215H159L160 217L162 216ZM209 213H212V212H209ZM209 213H208V214L205 213V214H202V215H209V217H210V214H209ZM214 213H213V214H214ZM111 214H112V213H111ZM120 214H118V215H120ZM131 214H130V216H131ZM153 214H154V215H153ZM36 215H38V214H36ZM125 215H124L123 217H125ZM136 215L134 214L133 216L136 217ZM217 215H216V216L214 215V217H218L220 214H219L218 216H217ZM28 216H29V214H28ZM33 216H34V215H33ZM111 216H112V215H111ZM111 216H110V218H111ZM113 216H115V214H114ZM113 216H112V217H113ZM151 216H153L154 218L151 217ZM164 216H162V217H164ZM168 216H169V213H168ZM168 216H166V217H168ZM211 216H212V214H211ZM30 217H31V216H30ZM30 217H28V219H29ZM123 217L120 216L121 219H119L118 221H120V220L122 221V218H123ZM135 217H134V218L131 217V218H133L132 220H135L136 218H138V217H136V218H135ZM160 217H159V218H160ZM207 217H208V216H207ZM212 217H213V216H212ZM117 218H119V217L117 216L116 219H117ZM28 219H27V220H28ZM34 219H36V218H34ZM113 219H114V218H113ZM116 219H115V220H116ZM138 219H139V218H138ZM139 220H140V219H139ZM32 221H33V220H32ZM129 221H130V220H129ZM136 221H137V220H136ZM141 221H142V220H141ZM151 221L154 222L155 220H151ZM9 222H10V219H9V218H7L5 215H0V226L3 227V231H4V232H2V233L0 234V239H1V238H7V237H4V236H10V235L12 234L11 230H9V229H10V227H9ZM132 222H134V221H132ZM139 222H140V221H139ZM143 222H145V221H143ZM153 222H152V225H153ZM147 223H143V224L140 223V226H141V225H143V226L145 225L146 227H149L148 225H150V224L147 225ZM149 223H150V222H149ZM130 224H131V223H130ZM134 224L136 225L135 222H134ZM214 224H215V222H214ZM125 225H126V223H125ZM137 225H139V223H137ZM126 226H127V225H126ZM126 226H124V227H126ZM140 226H138L137 229H138V228H139V229H142ZM143 226H142V227H143ZM150 226H151V225H150ZM212 226H215V225H213V223H212ZM135 227H136V226H134V227L132 228V229H133L132 231L135 232V234H136V233H137V231H136L137 229H135ZM146 227H145V228H146ZM152 227H154V226H152ZM152 227H149V228L152 229ZM197 227H198V226H197ZM149 228H148V229H149ZM163 228H164V227L159 228V230H161V232H162V231H163V230H162ZM165 228H166V227H165ZM119 229H121V227H120ZM124 229H125V228H124ZM154 229H155V227H154ZM126 230H127V228H126L124 231L122 230V232H121L122 235L120 234L122 237H126V235L124 234V232H127ZM159 230L157 231V233L159 232ZM120 231H121V230H120ZM132 231H129V232H132ZM138 231L140 232V233H138V234H142V233L144 232V231L141 232L140 230H138ZM146 231H147L146 233H149V235H150V232H148L147 228H146ZM149 231H150V230H149ZM166 231H167V229H166ZM133 232H132V233H133ZM152 232H156V230H155V231H154V230L151 231V233H152ZM132 233H131V234H132ZM144 233H145V232H144ZM146 233H145V234H146ZM157 233H156V234H157ZM159 233H160V232H159ZM159 233H158V234H159ZM163 233H165V231H163ZM123 234H124L125 236H123ZM131 234L129 233L128 236L130 237ZM133 234H134V233H133ZM133 234H132V235H133ZM138 234H136L135 237H138V236H137ZM145 234H144V236L153 238V234H155V233H152V236H149V235L147 236V234H146V235H145ZM160 234H161V233H160ZM213 235H214V234H213ZM121 236H120L119 238H122ZM128 236H127V237H128ZM139 236H140V235H139ZM127 237H126V238H127ZM129 237H128V238H129ZM140 237H142V236H140ZM131 238H132V236H131ZM133 238H134V237H133ZM133 238H132V241L134 240ZM144 238H145V237H144ZM151 238H150V239H151ZM77 239H78V238H77ZM77 239H76V240H77ZM137 239H139L140 242H142V241H141L142 238H141V239H140V238H137ZM137 239H135V240H137ZM214 239H215V241L217 240L216 238L213 237L212 242H214ZM73 240H74V239H73ZM125 240H126V239H125ZM125 240H124V243H125L124 245H126L127 243H128V245H129V240H128V241L126 240V242H125ZM139 240H138V241H139ZM143 240H145V239H143ZM146 240H147V238H146ZM148 240H149V239H148ZM148 240H147V241H148ZM21 241H22V242H19L18 244H14V243H13V244L9 245V249L11 250L12 253H14V254H16V255H17V254H18V255H22V254H25V255H26L27 252H28L27 249L30 248L33 254L30 253L31 251H30V249H29V251H30V252H28L29 255L27 254V255L25 256V258H26L27 256H28L27 258H30V257H29L30 255H33V256H36V257H37V255H38V257H41V258L43 259V262H44V263L48 262V264H50V263H52V262H54L55 264H57V263L60 264L61 259H63V257H62V258L60 257L61 255L59 256V254H61V252H59V251H60V250L66 245V243H64V242L61 241L60 239H57V238H56V239H53V240L51 241V243H48V244L46 245V247H44V248H42V249H40V248L37 247V246H29V244L31 243V241H30V242H26V243H25L24 240H21ZM74 241H75V240H74ZM140 242H139V243H140ZM143 242H144V241H143ZM148 242H149V243H150V242L152 243V241H150V240H149ZM130 243H131V239H130ZM145 243H147V242L145 241ZM196 243H199V242H196ZM196 243H195V245H196ZM214 243H215V242H214ZM214 243H212V245H213ZM64 244H65V245H64ZM74 244H75V243H74ZM215 244H217V242H216ZM76 245H77V244H76ZM128 245H126V247H128ZM143 245H149V244H144V243H143ZM143 245H141V243H140V246H143ZM154 245H156V244H154ZM157 245H158V244H157ZM157 245H156V246H157ZM195 245H194V247H197V248H198L199 244L196 245V246H195ZM202 245H203V244H202ZM202 245L200 244L199 247H200V248H203L204 246L202 247ZM99 246H103V245H99ZM140 246H139V247H140ZM74 247H75V245L73 246V248H74ZM124 247H125V246H124ZM194 247H193V249L191 248V251H192V250H193V251L195 250L194 253H195V252H198V251H196L197 249L194 248ZM210 247H211V246H210ZM213 247H214V246H213ZM213 247H211L210 250H211ZM215 247H216V245H215ZM215 247H214V248H215ZM64 248H65V247H64ZM68 248H69V247H68ZM71 248H72V246H71ZM73 248H72V249H73ZM100 248H101V247H99V249H98L99 251H98V252H100V250L102 251V249H100ZM140 248H141V247H140ZM200 248H199V249H200ZM214 248H213V249H214ZM72 249H71V250L68 249V251L71 252ZM204 249H205V248H204ZM33 251H34L35 253H34ZM63 251L66 252L67 250H66V251H65V250H62V252H63ZM103 251H105V250H104V247H103ZM193 251H192V252H193ZM36 252H37L38 254H36ZM58 252H59V253H58ZM72 252H73V251H72ZM189 252H190V251H188V253H189ZM213 252H214V250H213ZM66 253H67V252H66ZM63 254H64V253H63ZM72 254H74V253H71V254L68 253V255H71V256L73 257ZM211 254H212V253H211ZM213 254H214V253H213ZM68 255L66 254V255H64V256L69 257ZM74 255H75V254H74ZM209 255H210V254H209ZM135 256H136V255H135ZM187 256H188V255H187ZM189 256H190V255H189ZM189 256H188V258H186V260H187V259H190V258L193 257L192 255H191L192 257H191V256L189 257ZM194 256H196V253H195ZM197 256H199V255H197ZM197 256H196V257H197ZM31 257H32V256H31ZM74 257H75V256H74ZM60 258H61V259H60ZM135 258H137V257H135ZM135 258H134V259H135ZM207 258H208V257H207ZM211 258H212V255H211ZM66 259L69 261V259H71V258H69V259L66 258ZM58 260H60V262H57ZM64 260H65V257H64V259L62 260V263H63ZM137 260H138V259H137ZM186 260H184V262H185ZM195 260H197V259L195 258ZM195 260H192V261H195ZM208 260L210 261L211 259L209 258V259H206L205 261L207 262ZM28 261H29V260H28ZM65 261H66V260H65ZM70 261H71V260H70ZM134 261H135V260H134ZM213 261H214V260H212V262H213ZM56 262H57V263H56ZM66 262H67V261H66ZM66 262H65V263H66ZM184 262H183V263H184ZM186 262H187V261H186ZM190 262H191V260H190ZM190 262H189V264H190ZM210 262H211V261H210ZM29 263H30V261H29ZM44 263H43V264H44ZM54 263H52V264H54ZM62 263H61V264H62ZM69 263H70V262H68V264H69ZM71 263H73V262H71ZM138 263H139V260H138ZM138 263H136V264H138ZM195 263L198 264V262H195ZM195 263H194V264H195ZM207 263H208V262H207ZM66 264H67V263H66ZM134 264H135V262H134ZM184 264H188V262H187V263H184Z\"/></svg>",
    "mask_w": 264,
    "mask_h": 264
}]
</instances>
